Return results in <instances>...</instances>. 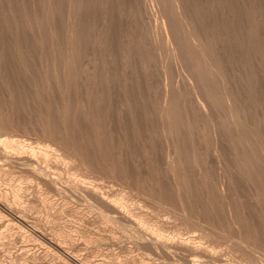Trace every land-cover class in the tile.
Instances as JSON below:
<instances>
[{"label":"rangeland","instance_id":"rangeland-1","mask_svg":"<svg viewBox=\"0 0 264 264\" xmlns=\"http://www.w3.org/2000/svg\"><path fill=\"white\" fill-rule=\"evenodd\" d=\"M1 1V0H0ZM9 1V2H8ZM23 1V2H22ZM28 1H30V0H3V1H1L2 2V4L4 3V5L2 6V4H0V45L2 46L3 45V52H2V54L0 55L1 57H3V58H1V59H3V60H1L2 61V63L0 62V72L2 73V76H1V74H0V77H2V80H1V82H3V83H1L2 85H1V87H4V88H1L2 90L0 91V93L1 92H3V93H1V94H3L5 97H4V99H6V101H8L7 103H12V104H14V106H15V108L17 109V111H19L18 113H23V115L22 116H25L27 119L28 118H33V116L32 115H34V118L33 119H35V115H36V113L37 114H39V112H40V108H42V112L43 113H45L44 111V107H45V109L47 108L46 107V105L45 104H47L48 102H49V104L47 105L49 108L51 107V108H56V106L58 105V107H63V109H62V111L64 110V108H67V104H65V103H63L64 104V106H61L60 104L62 103V102H66L67 100V102H68V107H72L73 105H71V104H73V103H75V100H76V102L78 101L79 102V106H80V109L79 110H83L82 109V107L84 108L85 107V109L83 110V112H81L82 113V115L81 114H79V116H82V118L81 117H79V116H76V115H78V113H80L79 112V110H77L76 111V108L78 109L79 107H78V105H76L77 103H75L74 105L75 106H73V108H74V110L72 109V108H69V110L71 111V110H73V114L74 113H77V114H74L73 116H76L77 118L76 119H78V117H79V119L78 120H80V121H78L77 120V122H78V124H76L75 123V117H68L67 116V118L69 119V120H71V121H69L68 119V123L70 124V126L73 124V123H75L74 125V127L72 126L71 128L73 129V128H75L76 126L77 127H79L81 124L80 123H82V125H83V123H86L84 126H86V127H89L90 126V124H92V125H94V126H92V127H94V129H96V131H90L89 130V128H86L85 127V129L82 127V125L80 126L81 128H82V131L84 130V132L82 133V131H76L77 133L76 134H78V132H79V134H80V136H82L83 137V139H84V141H85V144L86 145H88V146H96V145H98V143H99V147L101 146V149H102V151H103V154L102 155H104L103 157H105L104 159H103V157L101 156V154L98 152V150H100V148L99 147H97V149H96V147H94L93 146V150L95 151V150H97L96 151V154H95V152L94 151H92L91 150V148L89 149V148H87V149H89L88 150V152H90L89 154L92 156V154L91 153H94L93 154V156L94 155H96V156H98V154H97V152L99 153V157L101 158L102 157V159H99L98 157H97V159H98V165L96 164V165H94L95 163H97L96 161L94 162V164H93V166H102V164L104 165V168L105 167H107V166H109V167H107V168H105V171H106V169L109 171V169L110 168H112L113 167V165H114V167L115 168H113L114 170H115V172H114V170L112 169L111 171H113L114 173L112 174V175H110L111 173L110 172H108V171H106L105 172V174H102V173H104V170L103 171H101V170H99V168H102V167H97V171H93V173H85L86 175L84 176L83 175V173H82V175L80 174H77V175H75V174H73V178L74 179H77V181H78V179H79V177H81L80 179H79V181H85V182H87L88 183V181H90L89 183L90 184H96L95 186H98V189L99 190H101V191H103V190H105L104 192H108V191H110V192H113L114 190H119L120 188H122L123 186H124V190H125V188L126 189H128L125 193H128V195L130 194H132L131 196H129V198H128V201H127V205H128V207H129V209H131L132 211H137V212H144V214L145 213H147L146 214V216L147 217H149L150 218V223H152L153 225H155V228H158L159 230H160V228H162L163 230H162V233L164 234V236H162V237H165V239H166V237H167V239H168V237H170L169 239H168V242H169V240L170 239H172V240H170V242L168 243L167 242V240H165L164 238H160V239H163V241L161 240V241H158V239H157V236H156V233H154V232H152V230L151 231H147V229H145L146 227L145 226H142V227H140L139 226V224L136 222V221H128V222H130L131 224L129 225V223L127 222V221H125V222H127V224L124 222V227L122 226H120V227H115L116 225H114L113 226V224L111 225V222H109L108 220H104L103 221V223L101 222V221H99L101 218L99 217V213H101V212H99L100 210H98V209H96V208H93V206L89 203L88 204V202L86 203V202H81V201H72V203L74 204H72L71 202H70V205L72 206H70L69 204L67 205L68 207H66V204L63 206V208H64V212L63 211H61L60 212V208H61V205H62V203L61 202H63V201H65V199H66V197L64 196V194H62L63 192H61V191H57V190H53V189H50V192H49V189H45V188H43V190H44V196L46 197V199H47V201H50V203L49 202H45V204H44V206H43V204H41V203H39V202H37V203H34V215L35 216H37V222L38 223H36V225H38V229L40 228V230H43V229H48V226H52L53 228H57V225L58 224H64L65 226H66V228L69 230V231H72V232H74V231H76V230H78V231H80V233L81 234H83V235H79V242L81 243V247H82V251L84 252V254H86L87 253V251L89 250V249H86L85 247H84V243L85 242H90V243H88L89 245H90V252L93 254L91 257H92V259H94V260H98V261H100V260H104V261H107V263L108 264H264V178L262 179L261 177H259V178H257L254 174V176L253 177H251V179H250V181L251 182H248V184L249 185H246V183H247V181L249 180L248 179V175H247V177L245 176H243L244 174L246 175L247 173H245L244 172V174H243V171L244 170H242V168L240 167L241 165H240V162H237L238 161V159H239V157H236V155H235V151H242V150H244L245 149V147H246V149L247 150H250L251 148V150L252 151H256V149H257V151L258 152H260V153H264L263 151H264V146H263V144H264V132H262V130L264 131V71H262V70H264V61H262V59L264 60V1L263 0H253V1H251V0H249V1H251V3L248 1V0H236V1H234V0H222V1H218V0H213V4L215 5H218L219 4V6H215V8L217 9H215V13H212L211 14V16H210V20H209V22H210V24L212 25L211 27H215L216 28V26L218 27V28H213V29H211V30H214L213 31V38H214V41L216 42V43H214V44H216V46H218V47H220V49H221V45L220 44H222V47H223V49L224 50H222L221 49V51H220V49L219 48H217L216 46H215V49H216V52H215V54L216 55H218V53L220 54V55H218L217 56V59L219 60V58L218 57H220V66H221V64H222V68H223V70H222V72H221V77L223 76V74H224V77H222V80L224 81V79H225V77H227L225 80L226 81H224V84H226L227 83V85L224 87L223 86V84H222V82H221V86L222 87H220V89H222V91H224L225 89H226V87H227V89L224 91V92H222L221 90H218V92H217V101H216V103H215V106L212 108L213 109V111H211L210 113H211V115H213V116H211L210 114V117H209V115L207 114V115H205L204 116V114H206L203 110L202 111H200L201 110V108H202V104H201V102H204V100L202 99V98H205L204 97V95H205V93H204V88H203V85H201L199 82H198V84L196 85V87L195 88H193L192 86H190V81H188L191 77H195V79L198 81H200V79H197V77L198 78H200V75H198L197 76V74L199 73V71L198 70H196V69H192V68H189L190 66L189 65H191V62H196V64H197V62L200 60V56H198V55H195V57H193L194 55H192L191 56V53L189 54L188 52H185V49H183V45H182V42L181 41H178V40H180V39H177V37H176V39H177V42L178 43H180L181 45H178V47H179V53H178V55L179 54H182V55H185V58H184V56H182V55H177V59H172V61H171V57L169 58V60H167L166 61V59H168V58H166L165 56V58H163L162 57V52L163 53H165L166 55H168L166 52H167V49H166V47H165V44L163 45L162 44V42H161V44H160V41H158V39H157V37H156V34H155V30H156V24H154L155 22H154V20L153 19H151L152 17V15L150 14L149 15V13L148 12H146L145 10H146V3L147 2H145V0H130L129 2H128V0H124V1H122V0H117L118 1V3H117V1L116 0H102L101 2H99V0H83V8L81 7L79 10H78V12H77V19H78V21H77V28H75L74 27V31H75V33L74 34H77V35H75L74 37H75V39L73 38V41H75V43L73 42V44H75L76 46H74L73 44H70V45H73V47H75V48H73V47H70L69 46V44L67 45V41H69L68 39H65V37L66 38H68L69 37V35H66L65 36V34H67L68 32H67V26H65V24L67 25V18H66V16H65V14H66V9H64V7H63V5L64 4H62L63 2H61V1H59V2H57L56 3V5H57V7L55 8V9H57V10H54V13H56L55 15H54V19L53 20H55V22L54 21H51V22H53L54 23V25L56 26V25H58V26H54L53 24L51 25V23H49L50 22V20H52L51 18H48V17H45V14H44V12L45 11H43V9H41L42 10V12L39 10L40 9V7H38V8H36V9H34L33 8V6H32V1H30L29 3H27ZM35 1H37V0H35ZM96 1V2H95ZM109 1H110V3L113 5H111L110 3H109ZM134 1H135V3H136V1H137V3L139 4V3H141V4H137V6L134 4ZM179 1H181V0H179ZM187 1V0H186ZM191 1H196V0H188V2H187V4L185 5V0H183L182 2H180V4H182V3H184V5L185 6H187V7H184V5L182 4L181 5V9H180V11H181V13H182V11H186V12H188L187 14H186V12H183V14H185V15H183V17H184V19L185 20H187V21H185L186 23H187V26L190 28L191 27V29H193V30H191V32L193 31V33H195V34H197V35H199V36H197V35H195V34H193V35H195V36H193V37H195V39L197 38L198 40L200 39V37H201V35L203 34V32H201L203 29V26H202V22H203V24H204V17H202L203 15H204V9H202V8H204V6L203 7H201V10L200 11H202V12H199V5L200 6H202V4L204 5L205 4V1L204 0H201L202 2L200 3V0L199 1H197V2H191ZM217 1V2H216ZM232 1H233V3H232ZM238 1V2H237ZM260 1V2H259ZM0 2V3H1ZM93 4H92V3ZM104 2V3H103ZM108 2V3H107ZM115 2V3H114ZM131 2V3H130ZM133 2V3H132ZM198 2H199V5H198ZM204 2V3H203ZM218 2H223V3H221L222 4V7L220 6V3H218ZM244 2H248L249 4H247V3H244ZM262 2V3H261ZM11 3V4H10ZM15 3H16V5H15ZM19 3V4H18ZM26 3V4H25ZM96 3V4H95ZM97 3H99V4H97ZM100 3H101V5H100ZM103 3V4H102ZM107 3V5H105ZM191 3V4H190ZM194 3H196L195 4V6H194ZM227 3V6L225 5V4ZM230 3V4H229ZM234 5V7H233V5ZM238 3L240 4V3H242L243 4V6L242 5H238ZM263 4V5H261V4ZM28 4H29V6H28ZM31 4V5H30ZM188 4H190V7H189V5ZM12 5V6H11ZM102 5H103V8L104 9H106V10H108L107 12H106V10H104L103 8L101 9V7H102ZM135 7H134V6ZM145 5V6H144ZM198 5V6H197ZM228 5H231V6H228ZM245 5V6H244ZM250 5V6H249ZM254 5V6H253ZM259 5V6H258ZM18 8H17V7ZM25 6H27V7H25ZM32 6V7H31ZM88 6H90V7H88ZM95 7V8H92V7ZM104 6H106V7H104ZM107 6H108V8L110 9V8H112V10L110 11L109 9H107ZM192 6H193V8L195 9H193L192 8ZM197 6V7H196ZM230 10V11H228L227 9H226V7ZM249 7V8H247V7ZM11 7V8H10ZM118 7V8H117ZM184 7V8H183ZM220 7H221V9H220ZM224 7V8H223ZM230 7V8H229ZM232 7V8H231ZM252 7V8H251ZM7 8V9H6ZM25 8V9H24ZM59 8H60V12H58L59 11ZM85 8V9H84ZM96 8H97V11H96ZM100 8V9H99ZM136 8H138V10H136ZM192 8V9H191ZM224 10H223V9ZM242 8H243V10L244 9H246V11H242ZM24 9V11H21V10H23ZM28 9V10H27ZM32 9V10H31ZM38 9V11H37V13H39V15L37 14V17H36V14L34 15V12H36V10ZM53 9H54V7H53ZM83 9V10H82ZM90 9V10H89ZM95 9V11H92V12H94V13H91V15L90 14H87V13H90L91 12V10H94ZM117 9V10H116ZM183 9V10H182ZM185 9V10H184ZM237 9H238V11L239 12H237ZM248 9H250V11H252V13L248 10ZM262 9V10H261ZM2 10V11H1ZM5 10V11H4ZM137 12H136V11ZM141 10H142V12H141ZM188 10V11H187ZM189 10H191V11H194V13L192 12V14L191 13H189V12H191V11H189ZM221 11V13H220V11ZM224 12H223V11ZM233 10V11H232ZM235 10V11H234ZM260 10V11H259ZM33 11V12H32ZM57 11V12H56ZM85 11V12H84ZM116 11V12H115ZM219 11V12H218ZM228 11V12H227ZM2 12H5V13H3L2 14ZM9 12V13H8ZM24 12V13H23ZM63 12L65 13V14H63ZM98 12V13H97ZM102 12V13H101ZM106 12V13H105ZM111 12H113V13H111ZM115 12V13H114ZM119 12V13H118ZM131 12V13H130ZM137 13V15H136V13ZM226 12V13H225ZM230 12V13H229ZM234 12V13H233ZM236 12V13H235ZM241 12H242V14H241ZM245 12H247L246 14L249 16V14L250 15H252V16H249V18H250V20H251V17H252V19H253V22H252V20L250 21L249 20V18L247 17V15H244L245 14ZM248 12H249V14H248ZM33 13V14H32ZM40 13H43V14H40ZM59 13V14H58ZM82 13V14H81ZM103 16H101L100 14ZM111 15L112 14V16H110L109 14ZM122 13H125V14H123V15H120V14H122ZM128 15H127V14ZM139 13H140V15H141V17H140V15H139ZM223 13V14H222ZM227 13H228V15L230 16H228L227 15ZM233 13V14H232ZM244 13V14H243ZM262 13V14H261ZM8 14H9V16H8ZM14 14V15H13ZM58 14V15H57ZM99 14V16L101 17V20H100V17L99 16H97V15ZM105 14H106V16H105ZM116 14V15H115ZM120 15V17H119V15ZM134 14V15H133ZM191 14V15H190ZM203 14V15H202ZM218 14V15H217ZM223 15L222 17H221V15ZM226 14V15H225ZM239 14V15H238ZM254 14V15H253ZM261 14V15H260ZM4 15V16H3ZM11 15H13V16H11ZM16 15H17V17H16ZM19 15V16H18ZM21 15V16H20ZM24 15V16H23ZM31 17H30V16ZM44 15V17H42ZM57 15V16H56ZM62 15V16H61ZM79 15V16H78ZM90 15V16H89ZM108 15H109V17L111 18V17H113V18H111V20H113V22L110 20V18L108 17ZM118 15V16H117ZM133 15V16H132ZM143 15V16H142ZM194 15H197L195 18L197 19V21H195L196 19L193 17ZM215 15L216 16H218V20H217V18L215 17ZM231 15L233 16H239L238 18L240 19V17H241V19H240V22L238 21L239 19H237V16L236 17H234V19H233V17H231ZM260 15V16H259ZM6 16V17H5ZM33 16V17H32ZM38 16L41 18V20H40V22H37V19H34L35 17L36 18H38ZM59 16V17H58ZM65 16V17H64ZM83 16V17H82ZM87 16V17H86ZM93 16V17H92ZM122 16H124L125 17V19H124V17H122ZM129 16V17H128ZM131 16V17H130ZM140 18H139V17ZM149 16V17H148ZM192 16V19L190 18ZM214 16V17H213ZM226 18H229V20L228 19H226ZM244 16V17H243ZM258 16V17H257ZM3 17H5V18H3ZM26 17V18H25ZM28 17V18H27ZM60 20H58L57 18ZM64 17V18H63ZM95 17H97V18H95ZM133 17H135V18H133ZM16 18H17V20H16ZM39 18V19H40ZM43 18H45V21L46 22H43L42 23V25H41V21H43L44 19ZM48 18V19H47ZM63 18V20H64V22L62 23V21H61V19ZM91 18H93V20H90ZM105 18H107L106 19V23L105 22H103L104 21V19ZM114 18H115V20H114ZM126 18H129L128 20L126 19ZM137 18V19H136ZM140 20H139V19ZM192 20H190V19ZM198 18L200 19V20H198ZM220 18V19H219ZM221 18H222V20H221ZM243 18V19H242ZM245 18H246V20H245ZM4 19H6V21L4 20ZM28 19V20H27ZM38 19V20H39ZM124 19V20H123ZM135 19V20H134ZM195 19V20H194ZM230 19H232V21L230 22ZM236 19V20H235ZM49 22H48V21ZM56 20L59 22H56ZM90 20V21H89ZM94 20L96 21V22H94ZM119 20H120V22H119ZM126 20V21H125ZM132 20H134V22L132 21V24H128V23H130ZM138 20H139V22L141 23H139L138 22ZM194 20V21H193ZM226 20H228V22H230V23H232L233 21V25L232 24H230V23H224V21L226 22ZM248 20V21H247ZM257 20H258V22H257ZM260 20V21H259ZM15 21V22H14ZM34 21V22H33ZM86 21V22H85ZM91 21H93V24H92V22ZM117 21V22H116ZM125 21V22H124ZM144 21V22H143ZM151 21V22H150ZM199 21H201V22H199ZM217 22L216 24H215V22ZM221 21V22H223L224 23V27L226 28H224V27H222V24L223 23H219V22ZM238 23H237V22ZM242 21V22H241ZM246 21L248 22V23H246ZM17 22V23H16ZM27 22H28V24H27ZM103 22V25L101 24ZM112 22V23H111ZM115 22V23H114ZM128 22V23H127ZM135 22H137V23H135ZM145 22H147V23H145ZM150 22V23H149ZM192 22H193V24H194V26H193V24H192ZM212 22H214V23H212ZM14 23H16L17 24V26L18 27H15V28H17V29H19V30H13L12 28H14V26H16ZM24 23V24H23ZM38 25V27L36 26V24ZM46 23H48L47 24V27H46ZM58 23V24H57ZM112 25H111V24ZM121 25H120V24ZM124 23V24H123ZM134 23V24H133ZM138 23H139V26H136L135 24H137L138 25ZM189 23H191V24H189ZM220 25H219V24ZM32 24H33V26H32ZM63 24H64V26H63ZM91 24V25H90ZM97 24V25H96ZM106 24H108L110 27V30L107 28V26H106ZM126 24V26H128L127 27V29H125L126 28V26L124 27V25ZM128 24V25H127ZM143 24V25H142ZM146 24V25H145ZM152 24V25H151ZM155 25V27H154V25ZM197 24V26H195ZM227 24H229V26H233L232 28L231 27H229ZM236 24V25H235ZM246 24V25H245ZM250 24V25H249ZM254 24V25H253ZM259 24V25H258ZM39 25L41 26V28H39ZM50 25H51V27L53 28V31L54 32H51L52 31V28L51 29H49L50 28ZM75 25V26H76ZM94 27H93V26ZM115 25H117L116 27H114ZM122 26V27H124L123 29H121L122 27H120V26ZM131 25V26H130ZM190 25V26H189ZM194 27H192V26ZM220 27H219V26ZM6 26V27H5ZM34 26H36L35 28H34ZM45 26V27H44ZM83 26V27H82ZM87 26H89V27H87ZM91 26V27H90ZM103 27V26H105V27H103V28H101L100 29V27ZM134 26V27H133ZM142 26H144L143 28H142ZM149 26V27H148ZM199 26V27H198ZM200 26H202V27H200ZM235 26H236V29L238 30H236L235 29ZM239 27V29H241V30H239L238 29V27ZM251 28H250V27ZM257 26V27H256ZM7 27H9V28H7ZM11 27V28H10ZM80 27V28H79ZM112 27V28H111ZM131 27L133 28V29H131ZM137 27H139V28H137ZM197 28V30H199V28H200V30L198 31V33L196 32V28ZM247 29H246V28ZM252 27H253V29H252ZM4 28H6V29H9V30H5ZM14 28V29H15ZM31 30H30V29ZM38 28L40 29V30H38ZM56 28V29H55ZM89 28V29H88ZM118 28V29H117ZM136 28V29H135ZM148 30H147V29ZM220 28H224L225 30H222V29H220ZM229 28H231L230 30H232L233 31V34L234 35H232V31H230V30H228ZM262 28V29H261ZM22 29V30H21ZM48 31L47 33H46V30ZM55 29V30H54ZM80 29V30H79ZM84 29V30H83ZM104 29H106V30H104ZM108 29V30H107ZM114 29H116L115 31H114ZM130 29V31H134V32H128V31H126V30H129ZM139 29H140V32H139ZM143 29H144V32H145V35H140V34H144V32H143ZM246 29V30H245ZM4 30V31H3ZM13 30V32L15 33H10V35L8 36V34H9V32H11ZM61 30V31H60ZM98 30H100L99 32H98ZM104 30V31H103ZM113 30V31H112ZM118 30V31H117ZM119 30H123V31H119ZM142 30V31H141ZM152 30H154V32H152ZM190 30V29H189ZM222 30V31H221ZM229 32H228V31ZM236 30V31H235ZM254 30H256V31H254ZM258 30V31H257ZM7 31V33L8 34H5V32ZM9 31V32H8ZM19 31H20V33H19ZM65 31V32H64ZM79 31V32H78ZM82 31V32H81ZM84 31V32H83ZM88 31V32H87ZM105 31H108V32H105ZM112 32L111 33V35L109 34L110 32ZM127 33H126V32ZM137 31V32H136ZM150 31V32H149ZM223 32V33H221V32ZM240 31L241 32H244L243 33V38L241 37L242 35H241V33H240ZM250 31H251V33H252V35H251V33H250ZM50 32V33H49ZM57 33V34H55L54 35V33ZM67 32V33H66ZM78 32V33H77ZM101 32H102V34H101ZM104 32V33H103ZM113 32H115V33H113ZM139 32V35L138 36H136V34ZM246 32H249V33H247V34H250V35H247V34H245ZM259 32H261V34L259 33ZM25 34V35H23V34ZM34 33V34H33ZM44 33V34H43ZM63 33V34H62ZM81 33V34H80ZM86 33V34H85ZM89 33H92V34H89ZM95 35H94V34ZM97 33V34H96ZM106 33V34H105ZM122 33V34H121ZM126 33V34H125ZM135 33V34H134ZM149 33H153V34H151L152 36H151V38L152 39H149V37H150V34ZM218 33H221V35H219ZM225 33V34H224ZM228 35H227V34ZM237 33V34H236ZM255 33V34H254ZM2 34V35H1ZM21 34V35H20ZM48 34V35H47ZM51 34H53L52 35V37H53V39H52V37L50 36ZM112 34H114V35H112ZM126 35V36H122V35ZM154 34H155V37H154ZM191 34V33H190ZM201 34V35H200ZM224 34V35H223ZM256 36H254V35ZM16 35V36H15ZM29 35V36H28ZM84 35V36H83ZM85 35H86V37H85ZM94 36V37H91L90 38V36ZM98 35H101V36H98ZM108 36L107 38L108 39H106V36ZM118 35H121L122 37H123V39L120 37V36H118ZM128 35V36H127ZM133 35H135L136 37H140V39L138 40V39H136V37L135 36H133ZM157 35H159V33L157 34ZM215 35H217V36H215ZM222 35H223V37H222ZM247 35V36H246ZM11 36V37H10ZM17 37L18 39L16 40V38L15 37ZM48 36H49V38H48ZM56 36V37H55ZM68 36V37H67ZM102 36L105 38V40H107V42L105 41V40H103L104 38H102ZM111 36V37H110ZM117 38H116V37ZM132 38H131V37ZM145 36V37H144ZM147 36V37H146ZM221 36V37H220ZM227 36H229L230 38L232 37V36H234V38L232 37L231 39H227V38H229V37H227ZM239 36V37H238ZM250 37V38H245L244 39V37ZM254 36V37H253ZM259 36V37H258ZM1 37H2V39H1ZM21 37V38H20ZM25 37V38H24ZM55 37V38H54ZM125 37V38H124ZM142 37L144 38L143 40H141L142 39ZM219 37V38H218ZM237 37V38H236ZM261 37V38H260ZM41 38V39H40ZM92 38H94L93 40L95 41H92L91 39ZM102 38V39H101ZM109 38H111L110 39V41H112V39L114 40V41H112L111 43L109 42ZM115 38V39H114ZM241 38V39H240ZM3 39H11V40H13L14 42L12 43V41H10L9 40V44H8V40H3ZM23 40V43H19V42H22V40ZM40 39V40H39ZM57 39L59 40V41H57ZM79 39V40H78ZM87 39V40H86ZM96 39H98L97 40V42H96ZM117 39V40H116ZM119 39V40H118ZM125 39V40H124ZM135 39V40H134ZM149 39V40H148ZM196 39V40H197ZM218 39H221V41H219ZM246 39H248V41H245ZM262 39V40H261ZM48 40V41H47ZM52 40V41H51ZM86 40V41H85ZM116 40V41H115ZM129 40H133V41H129ZM137 40V41H136ZM151 40H152V43L154 44V45H152L151 44ZM224 40V41H223ZM227 40V41H226ZM232 40V41H231ZM234 40H237V41H234ZM238 40H239V42H240V44L239 43H237L238 42ZM243 40V41H242ZM250 40H252V42L250 41ZM24 41L26 42L25 44H27V45H24ZM79 41V42H78ZM82 41V42H81ZM85 41V42H84ZM91 41V42H90ZM101 42L102 43V45L101 44H99V42ZM105 41V42H104ZM117 41H119L118 43H116L115 44V42H117ZM143 43H141V42ZM144 41V42H143ZM155 41V42H154ZM157 41H158V44H159V46L157 45ZM223 41V42H222ZM228 41L229 42H231V43H228ZM259 41V42H258ZM48 42V43H47ZM56 42V43H55ZM67 42V43H66ZM77 42V43H76ZM122 42H123V44H122ZM132 42V43H131ZM140 42V43H139ZM150 42V43H149ZM222 42V43H221ZM236 42V44H234ZM244 42H246V44L248 45V47H249V49L247 48V45H245V43ZM248 42H249V44H252V47H251V45H249L248 44ZM19 44V45H24V46H27V47H29V48H27L26 47V49H28V50H26L25 48H23L24 49V51H28L27 52V54H23L24 52L23 51H19L17 48H16V46H15V44ZM36 43H37V45H36ZM47 43V44H46ZM50 43V44H49ZM58 43H60V44H58ZM69 43H72V42H69ZM80 43V44H79ZM93 43V44H92ZM109 45H108V44ZM127 43V44H126ZM129 43V44H128ZM136 43H138L137 45H136ZM146 43V44H145ZM224 43V44H223ZM228 43V44H227ZM257 43V45H258V47H257V45L256 46H254V44H256ZM51 44H53V46H54V48H55V50L53 51V52H51L53 49L51 48V47H53V46H51ZM66 44V45H65ZM103 44H105V47H102V46H104ZM106 44L109 46V47H107L106 46ZM118 44H120L121 46H120V48H118L119 47V45ZM133 44V45H132ZM218 44V45H217ZM234 45V46H232V45ZM261 44V45H260ZM38 45H41V47L39 46L38 47ZM79 46V48H78V46ZM82 45V46H81ZM91 45H92V48H91ZM93 45H95L94 47L95 48H97V49H95L94 47H93ZM96 45H101L100 47H98V46H96ZM112 47H111V46ZM147 45V46H146ZM164 46V48H163V46ZM231 45V46H230ZM237 45H239V46H242V48L243 49H245V47L247 48V49H245V50H243L241 47L239 48V46H237ZM245 47H244V46ZM7 46V47H6ZM13 46V47H12ZM14 46H15V48H14ZM59 46V47H58ZM63 46V47H62ZM86 46V47H85ZM117 46V47H116ZM125 46V47H124ZM131 46V48H129V47ZM135 46H136V48H135ZM182 48H181V47ZM226 46H228V47H226ZM12 47V50L10 49V48ZM31 47V48H30ZM34 47H36L38 50L36 51V48H34ZM62 47V48H61ZM66 47H69L70 48V51H72V48L73 49H76V50H74V51H72V52H74V55H77V54H79V56H81L82 55V57L84 58H81L80 59V61L82 60V61H84L85 60V58H87L88 60H92L93 61V63L95 62V59L97 60L98 58L97 57H101L100 59H98L97 60V62H95L94 64L96 65H93V64H91V66H90V63L89 64H87L86 63V61L87 62H90V61H88V60H85V62L83 63L82 61H81V63H82V65L81 64H77V65H75V64H73L72 62L73 61H71V64L69 65V66H71L72 65V67H76V66H79V68L82 66L83 68H84V70H83V68H81L82 69V76H81V78H80V76H78L77 77V79H76V77L75 76H77V75H79L80 74V72H78V71H75V72H78V73H76V75L74 76L73 75V73L71 74V71H73L72 69V67H69L70 69L69 70H71L70 71V73H68L67 72V76L65 77V73H66V71H65V69H68L67 67H68V65H67V67L65 66V69H62V68H64V67H61V66H64V65H60V62H58V60L59 61H61L60 60V57H61V59H62V57L63 58H65V57H67L66 55H68V54H66L65 55V53L67 52V53H69L68 52V50H66L67 48ZM88 47V48H87ZM133 47V48H132ZM156 47H161V50H158L159 48H156ZM232 48L231 50L229 49V48ZM237 47V48H236ZM39 48H40V50H39ZM60 48V49H59ZM64 48V49H63ZM66 48V49H65ZM81 48V49H80ZM103 48H104V51H103ZM122 48H124V49H122ZM138 48V49H137ZM145 48V49H144ZM162 48L164 49V51H162ZM180 48H181V51H180ZM225 48H228V49H225ZM240 49V50H237V49ZM254 48V49H253ZM2 49V48H1ZM14 49V50H13ZM19 49H21L22 50V48H19ZM61 49H63V50H61ZM80 49V50H79ZM83 49H84V53H82L83 52ZM90 49V50H89ZM92 49V50H91ZM100 49V50H99ZM106 49V50H105ZM108 49V50H107ZM147 49V50H146ZM155 49V50H154ZM156 49H157V52H156ZM50 50V51H49ZM82 50V51H81ZM86 50V51H85ZM97 50V51H96ZM98 50H99V52H98ZM102 50V51H101ZM129 50V51H128ZM140 50V51H139ZM165 50H166V52H165ZM184 50V51H183ZM217 50L219 51L218 53H217ZM255 50V51H254ZM15 51V52H14ZM40 51H42V52H40ZM60 51H62V52H60ZM66 51V52H65ZM80 51V52H79ZM88 51H90V52H88ZM93 51V52H92ZM107 51V52H106ZM131 51V52H130ZM184 52V54H183V52ZM227 51V52H226ZM240 51V52H239ZM248 51V52H247ZM12 52V53H11ZM71 52V53H72ZM79 52V53H78ZM92 52V53H91ZM106 54V55H104V53ZM127 52H130V53H127ZM145 52V54L143 55L142 53H144ZM230 52V53H229ZM237 52V53H236ZM19 53H22L21 54V57L19 56L20 54ZM26 53V52H25ZM42 53V54H41ZM54 53V54H53ZM76 53V54H75ZM95 53V54H94ZM98 53V54H97ZM103 53V54H102ZM227 53H229V54H233V55H229V54H227ZM236 53V54H235ZM245 53V54H244ZM257 53V54H256ZM15 54H16V56H19V57H15ZM29 54V55H28ZM52 54V55H51ZM70 54V53H69ZM87 54H88V56H87ZM100 54V55H99ZM102 54V55H101ZM117 54H118V56H117ZM119 54H120V56H119ZM131 54V55H130ZM159 54V55H158ZM161 54V55H160ZM165 54H163V55H165ZM243 54H244V57H241V56H243ZM3 55V56H2ZM24 55V56H23ZM45 55H46V57H45ZM64 55H65V57H64ZM74 55H73V57H72V55H68V56H71L72 58H73V60H74ZM90 55H91V57H90ZM93 55H95V56H93ZM98 55V56H97ZM105 57H104V56ZM122 55H124L123 57H122ZM142 55V56H141ZM157 55V56H156ZM188 55V56H187ZM226 55L227 56H229V57H226ZM239 55V56H238ZM263 55V56H262ZM28 58H27V57ZM43 58H42V57ZM97 56V57H96ZM135 56V57H134ZM138 56V57H137ZM154 56V57H153ZM225 56V59H223V57ZM260 56V57H259ZM40 58V62H41V60H46L45 62H41L42 64H39V63H37L38 62V60H39V58ZM52 57H54L52 60H57V63H59V66L58 65H56L57 63L55 62V61H52L51 60V58ZM56 57V58H55ZM70 57V58H71ZM76 57H78V56H75V59H77ZM120 57H121V59H120ZM141 57V58H140ZM159 57V58H158ZM169 57V56H168ZM179 57H181V59H179ZM188 57V58H187ZM196 58L195 60L194 59H192V58ZM197 57H199V59L197 58ZM246 57V58H245ZM249 57V58H248ZM255 57H257V58H255ZM21 58V59H20ZM46 58V59H45ZM91 58V59H90ZM93 58H95V59H93ZM104 58V59H103ZM110 58V59H109ZM129 58V59H128ZM130 58H131V60L132 61H130ZM139 58V59H138ZM146 58H147V60H146ZM152 59V60H150V59ZM161 58V59H160ZM183 58V59H182ZM187 58V59H186ZM190 58V60H188ZM226 58H228V59H226ZM243 58V59H242ZM244 58H245V60H244ZM248 58V59H247ZM24 59V60H23ZM65 59H67V58H65ZM69 59V58H68ZM106 60V61H103V60ZM114 59V60H113ZM136 59V60H135ZM157 59H159L158 61H157ZM179 59V60H178ZM185 59L189 62H186L185 61ZM224 60L223 62H221V60ZM229 59H231V60H229ZM255 59V60H254ZM30 60V61H29ZM55 62L53 65H54V67H57L58 69H55V68H52L50 65H52L51 64V62ZM71 60V59H70ZM78 60H79V58H78ZM77 60V61H78ZM123 60V61H122ZM127 60H129V61H127ZM141 62H140V61ZM146 62H145V61ZM164 60V61H163ZM177 60V62L179 61L180 62V60H181V63H179L178 62V64H177V62H175ZM182 60H184L183 62H182ZM242 60V61H241ZM250 60V61H249ZM49 61V63H46V62H48ZM62 61H64L63 59H62ZM76 60H75V62H77ZM92 61H91V63H92ZM101 61H103V63L101 62ZM114 61V62H113ZM120 61V62H119ZM143 61V62H142ZM150 63H149V62ZM155 61V62H154ZM170 61V62H169ZM239 61H241V62H239ZM244 61H245V63H244ZM248 61V62H247ZM254 61V62H253ZM27 62V63H26ZM79 62V61H78ZM101 62V63H100ZM109 64H108V63ZM117 62H119V63H117ZM125 62V63H124ZM163 62V63H162ZM184 62H185V64H184ZM255 62H257V63H255ZM43 63H44V65H43ZM62 64H64V62H61ZM80 63V62H79ZM101 65H100V64ZM105 63V64H104ZM138 63V64H137ZM144 63V64H143ZM158 63V64H157ZM184 64V66H183V64ZM224 63V64H223ZM233 63V64H232ZM235 63H237V64H235ZM251 63V64H250ZM2 64V65H1ZM17 64H18V66H17ZM23 64V65H22ZM48 64V65H47ZM84 64V65H83ZM114 64V65H113ZM118 64V65H117ZM123 64V65H122ZM136 64V65H135ZM142 64V65H141ZM152 64V65H151ZM164 64V65H163ZM180 64V65H179ZM181 64H182V66H181ZM193 65H191V67H193V66H195V64L194 63H192ZM228 64H230V65H228ZM250 64V65H249ZM259 64V65H258ZM40 65H43L42 67L40 66ZM56 65V66H55ZM100 65V66H99ZM103 65L105 66L104 68H103ZM107 65V66H106ZM109 65V66H108ZM115 65H117V66H115ZM121 65V66H120ZM126 65V66H125ZM148 65V66H147ZM151 65V66H150ZM232 65V66H231ZM241 65V66H240ZM33 66V67H32ZM45 66H47V67H45ZM86 67V69L88 70H86L85 69V67ZM89 66V67H88ZM93 66H95L94 68H93ZM101 66H102V69H100L101 68ZM112 66H113V68H112ZM120 66V67H119ZM139 66V67H138ZM142 66H144V67H142ZM145 66H146V68L147 69H149V70H147L146 68H145ZM158 66H159V68H158ZM170 66V67H169ZM175 66V67H174ZM233 66H234V68H233ZM250 66V67H249ZM51 67V68H50ZM90 67H91V69H90ZM96 67H98V68H96ZM108 67V68H107ZM124 67V71H123V68ZM131 67V68H130ZM141 67V68H140ZM162 67V68H161ZM181 67H183V68H181ZM185 67V68H184ZM239 67V68H238ZM249 67V68H248ZM77 69H78V67H76ZM107 68V69H106ZM116 70H115V69ZM119 68V69H118ZM194 68H196V66L194 67ZM225 68V69H224ZM233 68V69H232ZM252 68V69H251ZM15 69H16V71H15ZM39 69V70H38ZM51 69V70H50ZM76 69V70H77ZM92 70V69H94V72H96L97 71V73L98 72H102V71H104L105 70V72H112L111 74H113V73H116V74H120L121 72H122V74H126L127 76L128 75H130V78H131V76H134L135 77V79H133V82L132 81H130V80H125L126 82H124L123 80L122 81H113V82H110L111 84H114V88L113 87H111V91L113 92L114 91V89H116L117 90V87H118V85H119V87H120V84L119 83H121L122 85L121 86H123V84L125 83L126 85L125 86H123V87H126V86H128L127 87V89L129 90V92L128 91H126L125 89H123V90H121V91H119V90H117L119 93L120 92H124V90L126 91V92H128V94L129 93H131V95H135V94H132V92L133 93H136V91L138 92V94L140 95H135L136 97H133V98H131L130 96L131 95H128L127 93V95L128 96H126V95H121L122 97L123 96H125V98L127 97V98H129L130 100L128 101L127 100V98H126V100H127V102H126V100L124 101V99L123 98H120V100L121 99H123V100H121V101H119V98H117L116 99V97H118V96H115V92L112 94V93H110L111 91H107V89H106V87H105V89H104V91H103V88H101V86H98L97 88L95 87V86H93L94 88H96V89H93L92 91V93H93V95L95 96V97H93V95H90V93H89V96H88V92H90L89 90V88H90V70ZM98 69V70H97ZM109 69V70H108ZM111 69V70H110ZM141 71H140V70ZM182 69H185V70H183L182 71ZM25 70V71H24ZM37 70V71H36ZM59 70H60V73H58L59 72ZM74 70H75V68H74ZM115 70V71H114ZM146 70V71H145ZM160 70V71H159ZM163 70V71H162ZM172 70V71H171ZM192 72H191V71ZM193 70H195L194 72H193ZM228 70H230V71H228ZM236 70V71H235ZM239 70V71H238ZM241 70V71H240ZM244 70H246V71H244ZM253 72H252V71ZM54 71H56V72H54ZM58 71V72H57ZM93 71V70H92ZM188 71V72H187ZM232 71V72H231ZM4 72V73H3ZM24 72V73H23ZM45 74H44V73ZM63 72V73H62ZM65 72V73H64ZM164 72V73H163ZM168 72V73H167ZM197 72V73H196ZM224 72V73H223ZM228 72V73H227ZM247 72V73H246ZM32 73V74H31ZM55 73H58V75H59V78H58V76L55 74ZM128 73V74H127ZM166 73V74H165ZM179 73V74H178ZM188 73V74H187ZM190 73H192V74H190ZM194 73H196V74H194ZM50 74V75H49ZM57 76H55V75ZM68 74H70V75H73L72 77H75V82H78V83H74V80L73 81H71V76H70V78L68 77ZM190 74V75H189ZM226 74V75H225ZM39 75V76H38ZM49 75V76H48ZM143 75H145V76H143ZM234 75V76H233ZM23 76V77H22ZM37 76V77H36ZM41 76H43V77H41ZM64 76V77H63ZM88 76V77H87ZM138 76V77H137ZM143 76V77H142ZM187 76H188V78H187ZM239 76V77H238ZM244 76V77H243ZM18 77V78H17ZM32 77V78H31ZM232 77V78H231ZM239 79H238V78ZM241 77V78H240ZM247 77H249V78H247V79H249V80H246V78ZM4 78V79H3ZM6 78V79H5ZM27 80H26V79ZM57 78L59 79V80H62V82L60 83V81L59 80H57ZM70 79V81H68V82H73L72 84L71 83H66V80H69ZM83 78V79H82ZM128 79H130L129 77H127ZM142 78V79H141ZM230 78H231V80L232 81H230ZM243 78H244V80H243ZM252 78V79H251ZM23 79V80H22ZM41 79V80H40ZM45 79V80H44ZM51 79V80H50ZM65 79V80H64ZM139 79V80H138ZM188 79V80H187ZM237 79V80H236ZM241 79V80H240ZM47 80V81H46ZM63 80L65 81L64 82V86H68V84H71V86H72V90L73 89H75L76 90V86H77V88L79 87V92H80V94L79 93H77L78 91L76 90H73V91H75V93L76 94H79V95H81V96H79V95H77L76 96V94L74 93V92H72V90H71V86L69 87V89H70V92L68 91L69 89L68 88H66V87H64L63 85H62V88H63V90H66L64 93H66L67 91L69 92H67L66 93V95H64V93L62 92L63 90H62V88H61V85L60 84H62L63 83ZM86 80V81H85ZM135 80V81H134ZM239 80V81H238ZM251 80V81H250ZM8 81V82H7ZM30 81V82H29ZM40 81V82H39ZM59 81V82H58ZM81 81V82H80ZM130 81V82H129ZM234 81V82H233ZM240 81H241V83H240ZM245 81H246V83H245ZM253 81H255V83L253 82ZM46 82V83H45ZM48 82V83H47ZM88 82V83H87ZM118 82V83H117ZM122 82H124V83H122ZM132 82V83H131ZM36 83H38L39 84V86H38V84H36ZM109 83V85H111ZM116 83V84H115ZM173 83V84H172ZM249 85H248V84ZM42 84V85H41ZM47 84V85H46ZM56 84H59V86H60V88H61V92H58L59 90H58V85H56ZM75 84V87H73V85ZM83 84V85H82ZM84 84H86V85H84ZM130 84V85H129ZM143 84H145V85H143ZM165 84H166V86H165ZM169 84V85H168ZM176 84V85H175ZM201 86H200V85ZM228 84H229V86H228ZM234 84V85H233ZM235 84H237V86L235 87ZM253 84V85H252ZM256 84V85H255ZM31 85V86H30ZM88 85V86H87ZM108 85V86H109ZM138 85V86H137ZM199 85V86H198ZM240 85V86H239ZM250 86V89H248L249 87L248 86ZM25 86V87H24ZM50 86V87H49ZM81 86V87H80ZM112 86V85H111ZM133 86V87H132ZM140 86V87H139ZM173 86V87H172ZM180 86H181V88H180ZM201 87L198 91L196 90V89H198V87ZM242 86V87H241ZM33 87V88H32ZM37 87V88H36ZM41 87V88H40ZM88 87V89L86 90V88ZM122 87V88H123ZM146 87V88H145ZM172 87V88H171ZM228 87L230 88H232L231 90L230 89H228ZM237 87H239V88H237ZM244 87V89H242ZM49 88V89H48ZM57 89V92L55 93V94H53V95H56L57 97H56V99H58V101L57 100H55V97H53V95H52V93H53V91L54 90H56ZM64 88H66V89H64ZM81 88H83V89H85L84 91H83V89H81ZM102 89V90H99V89ZM108 88V87H107ZM121 88V89H122ZM130 88H131V90H130ZM132 88L134 89V90H132ZM139 88V89H138ZM148 88V89H147ZM164 88H165V90L168 92H166L165 90H164ZM168 88H171V89H168ZM192 88V89H191ZM225 88V89H224ZM235 88H237V89H235ZM254 88H256L255 90H254ZM38 89V90H37ZM81 89V90H80ZM99 91H98V90ZM113 89V90H112ZM119 89V88H118ZM151 89V90H150ZM202 89V90H201ZM37 90V91H36ZM48 90H49V92H48ZM50 90H52V92L50 91ZM106 90V91H105ZM108 90H110V86H109V88H108ZM115 90V91H116ZM139 90V91H138ZM148 90V91H147ZM171 90V91H170ZM176 90V91H175ZM196 90V91H195ZM201 90V91H200ZM243 90V91H242ZM244 90H246V91H244ZM248 90L250 91L249 93L250 94H248ZM81 91H83L82 93H81ZM87 91V92H86ZM98 91V92H97ZM101 91H103V92H105L106 93V95L103 93L102 94V92ZM131 91V92H130ZM163 91V92H162ZM171 92V94H170V92ZM173 91V92H172ZM175 91V92H174ZM220 91L222 92V93H220ZM226 91H227V93L229 94V95H227L226 94ZM230 91V92H229ZM236 91V92H235ZM38 92V93H37ZM45 92V93H44ZM47 92L49 93V94H51V96L50 97H47V95L49 96V94H47ZM55 92V91H54ZM72 92V93H71ZM99 92H100V96H102V97H105L106 98V100H104V101H102L101 100V98H100V96L98 95L99 94ZM109 92V93H108ZM118 92H116V93H118ZM140 92V93H139ZM143 92V94H141ZM149 92V93H148ZM162 92V93H161ZM166 94H165V93ZM234 92V93H233ZM237 92H241L240 94L239 93H237ZM27 93V94H26ZM57 93H61V95H62V93H63V96L60 98V94L59 95H57ZM74 93V94H73ZM85 93H86V95H85ZM95 93H97V94H95ZM107 93L110 95V96H112V95H114V96H112V97H110V99H108L107 97L109 96H107ZM151 93V94H150ZM220 94V97H219V94ZM230 93H231V97H233V95H232V93L235 95L234 97H235V99H236V101H237V103H236V107L238 106H241V107H243V108H236V111H238V114L239 115H242V116H240L241 118H240V120L239 121H236L235 123H237V124H233L234 122L232 121V120H230V119H228V116H230V114H231V109L233 110V108H229L227 105H226V103H225V101L223 100V99H227V98H225V95H226V97H230ZM28 94H30V95H28ZM36 94V95H35ZM41 94V95H40ZM67 94H69V95H72L73 94V98H74V96L75 97H77L76 99L74 98H72V96H71V100L69 101V95H67ZM102 94V95H101ZM163 94H164V96L166 97L167 95H168V97L169 98H171V99H169V100H171V103H172V105H173V103H174V105H173V107L174 108H176L175 109V112H174V114H173V117H174V119H176V120H173V118H171V121H175L174 123L175 124H173V122H171L170 121V123H171V125H175L174 127H176V124L178 123V125H177V127H185V125H187L188 126V128L191 126L192 127V125H193V127L192 128H190L189 129V131L191 132V135H190V133H189V131H188V129H187V131H188V133H187V131H186V133L184 132V133H182V134H185V135H182L183 137H181L182 139H183V141L181 142L178 138L181 136H179L178 134H179V128H177V130H175V128H173L172 129V131L174 130V131H177L176 133H177V135H178V137H177V135H176V133H173L172 132V135L174 136V134H175V136H174V142H175V145L176 144H178V145H176L177 147H176V149H177V151H179V149L181 150L180 152H178V153H180L181 155H180V159L178 160H176V161H180V162H176L175 163V165L173 164V166H175V167H177V168H175L174 167V169L175 170H173L172 168H173V166H171L172 168H170V167H168V169H167V165H166V151H167V148H169V145L167 144L168 142L164 139L165 138V134H162L163 133V131L161 130L162 128L160 127V126H162V120L161 119H159V112L158 113H153V114H151V118L149 119V118H145V116L144 115H142V112L141 111H139V107H141L140 105H138V104H145V103H147L148 101H147V97L149 98V99H151L150 101H152V102H150L149 103V105L150 106H153V105H157V103H159L157 106L155 105L154 106V108H156V107H160V105L162 104V100H163ZM174 94V95H173ZM180 94V95H179ZM225 94V95H224ZM246 95V96H244V95ZM10 95V96H9ZM34 95V96H33ZM45 95V96H44ZM85 97H84V96ZM104 95V96H103ZM116 95H119V94H116ZM119 95V96H120ZM146 95V96H145ZM148 95V96H147ZM150 95H151V97H150ZM170 95H171V97H170ZM202 95V96H201ZM221 95H223L224 96V98H222L223 96H221ZM239 95V96H238ZM250 95V96H249ZM9 96V97H8ZM26 96V97H25ZM64 96H65V99H66V101H65V99H63L64 98ZM67 96V97H66ZM78 96H79V99H78ZM90 96H92L91 98H96L97 100H101V102H104V103H102V104H104L103 105V107L102 106H100V103L101 102H98L96 99L94 100V101H96L97 102V104L99 103V105H98V107L95 105L96 104V102H94V104L92 103L93 102V100L90 98ZM97 96V97H96ZM141 96H142V98H141ZM12 97H13V99H12ZM41 97V98H40ZM43 97V98H42ZM99 97V98H98ZM140 97V98H139ZM252 97V98H251ZM254 97V98H253ZM32 100H31V99ZM34 98V99H33ZM48 98L50 99V100H48ZM68 98V99H67ZM136 100H135V99ZM241 98V99H240ZM248 98V99H247ZM54 99V100H53ZM87 99V100H86ZM90 99H91V103L93 104V106H95L94 108H98V109H101L100 111L98 110V109H95L94 111H92V112H95L96 114H97V116L96 115H94V113H91V114H89V115H92L93 114V116H96V117H98V113H100L99 114V116L101 115V113L103 112V110L105 111V107L107 106V108L108 109H106V110H113L114 109V114L112 115V116H114V119L112 120V118L113 117H111V115H109V117L106 115V114H103V116L105 115L106 117L105 118H109V122H110V119L112 120V123H113V125H112V123H108V118L106 119V120H104L105 118H103V116L100 118V117H98V118H100V119H102L103 121H106V122H104L105 124H103L102 123V125H100L99 123H100V121L102 122V120H100L99 122H98V120L96 121V120H94V118L92 119V118H89V115H85L86 113H90ZM141 99V100H140ZM148 99V100H149ZM161 99V100H160ZM178 99V100H177ZM196 99H198L199 101H197ZM239 101H238V100ZM254 99V100H253ZM26 100V101H25ZM37 100V101H36ZM62 100H64V101H62ZM86 100V102H84ZM111 100V101H110ZM114 100H116V101H114ZM131 100H135L134 102L133 101H131ZM143 100H145V101H143ZM181 100V101H180ZM201 100V101H200ZM12 101V102H11ZM33 101V102H32ZM35 101H36V104H35ZM42 101V102H41ZM47 101V102H46ZM53 101V102H52ZM57 101V102H56ZM73 101V102H72ZM83 101V102H82ZM133 103V105H137V106H133V105H131L132 103ZM158 101V102H157ZM183 101H185V102H187V103H183ZM220 101H221V103H220ZM55 102V103H54ZM66 102V103H67ZM71 102V103H70ZM124 102V103H123ZM125 102L126 103H131L130 105H125ZM155 104H154V103ZM193 102V103H192ZM197 102H198V104H197ZM239 102V103H238ZM240 102H241V105H240ZM242 102H244L243 103V106H242ZM28 103V104H27ZM31 103V104H30ZM33 103V104H32ZM52 105H51V104ZM69 103H70V105H69ZM81 103H83L82 105H81ZM85 103H87V104H85ZM115 105H114V104ZM153 103V105H151ZM246 103L248 104V105H246ZM54 104V105H53ZM55 104H56V106H55ZM62 104V105H63ZM89 104V105H88ZM107 104V105H106ZM199 104H201L200 106H199ZM43 105H45V106H43ZM60 105V106H59ZM106 105V106H105ZM108 105H111V106H109L108 107ZM117 105H118V107H117ZM182 105H185V106H182ZM220 105V106H219ZM250 105V106H249ZM39 106V107H38ZM41 106V107H40ZM89 106V107H88ZM93 106H91V108L92 109H94L93 108ZM102 107V108H100V107ZM115 106H116V109H117V111H116V109H115ZM120 106H121V108H123L122 110L120 109ZM127 106L129 107V108H131V107H133L132 108V110L134 109V107H136L138 110H133V112L134 111H139L138 113H137V116H139V117H134L132 114H134V113H131L130 111H132L131 109L130 110H127L128 108H127ZM162 106V105H161ZM186 106H188V108L186 107ZM192 106V107H191ZM252 106H253V108H252ZM110 107H113V109L112 108H110ZM179 109H178V108ZM181 107H183V109L186 107V109L188 110V115L186 114L187 112V110L185 111V110H183V111H181L182 110V108ZM198 107V108H197ZM246 107V108H245ZM24 108H26V109H24ZM33 108V109H32ZM50 108V109H51ZM135 108V109H136ZM156 109L155 111H159V109ZM180 108H181V110H180ZM48 109V108H47ZM57 109H59L60 111V114L62 113L61 112V109L60 108H57ZM56 109V110H57ZM68 109V108H67ZM118 109H119V112H120V115H119V112H118ZM177 109H178V112H177ZM198 109H200V110H198ZM230 109V110H229ZM240 109H242V111L239 110ZM256 109V110H255ZM263 109V110H262ZM22 110V111H21ZM24 110V111H23ZM28 110V111H27ZM30 110V111H29ZM44 110V111H43ZM53 110V109H52ZM55 110V109H54ZM52 111L53 113L55 112V111ZM68 110V111H69ZM85 110H87L86 111V113H85ZM110 110H109V112H110ZM227 110H229V111H231V112H229V111H227ZM243 110H245V112H243ZM67 111V112H68ZM74 111H76V112H74ZM99 111V112H98ZM261 111V112H260ZM30 112H31V116H30ZM35 112V113H34ZM58 112V110L56 111V118L59 120L60 119V116H58V115H60V114H58L59 113ZM98 112V113H97ZM118 112V113H117ZM122 112H125V113H122ZM126 112H128V113H126ZM136 112H135V115H136ZM141 112V113H140ZM182 112H184L183 113V118L181 117V118H179L180 116H181V113ZM204 112V113H203ZM217 112V113H216ZM241 112H243V113H241ZM255 112H257V113H255ZM259 112V113H258ZM29 113V114H28ZM72 113L71 114H69L68 113V115H72ZM85 113V114H84ZM105 113V112H104ZM107 114H108V111L106 112ZM122 113V114H121ZM131 113V114H130ZM176 113V114H175ZM199 113V114H198ZM221 113V114H220ZM223 113V114H222ZM229 113V115L228 116H226V114H228ZM248 113V114H247ZM27 114V115H26ZM55 114V113H54ZM58 114V115H57ZM109 114H112V112H110ZM120 117V120H119V117H117V115ZM124 114V115H123ZM125 114H126V116H125ZM154 114H156L157 116H156V118H158V119H155L156 121L158 120V122L156 123V121L154 120V122L152 121L153 120V116H155ZM178 114V115H177ZM219 114V115H218ZM245 114H247V115H245ZM52 113H51V117L50 118H52V120H56V119H54L55 118V116L53 115V117H52ZM127 115L128 116H130L129 118H130V120H131V122H132V118L131 117H133V118H135V119H139L140 117H143L142 118V120H143V124L142 123H140L139 125H138V123L136 124V122H142V121H139V120H136V121H134L133 120V122L132 123H134V125H137V127L136 126H134L133 124H129V123H131L128 119V117H127ZM132 115V116H131ZM142 115V116H141ZM188 116V117H190V118H188V117H185V116ZM203 115V116H202ZM255 117H254V116ZM29 116V117H28ZM84 116V117H83ZM87 118H86V117ZM93 116H90V117H93ZM115 116H116V118H115ZM122 116V117H121ZM177 116V117H176ZM218 116V117H217ZM222 116V117H221ZM123 117H127V118H123ZM221 117V118H220ZM248 117V118H247ZM254 117V118H253ZM259 117V118H258ZM25 118V119H26ZM74 118V119H73ZM83 119V118H85L84 119V121L82 122L81 121V119ZM88 118L89 119H91L90 121L88 120ZM123 118V119H122ZM155 118V117H154ZM184 118H188L189 120L188 121H190V123H191V121H192V125H190L189 124V122L187 121V120H185V121H187V123L185 122V123H183V121H184ZM193 118V119H192ZM217 118V119H216ZM256 118V119H255ZM21 119H22V117H21ZM96 119V118H95ZM121 119L122 120H124V122L123 121H121ZM144 119H146V121L148 120L149 122L150 121H152V125H150L151 123H149V126H148V123H146V124H144ZM152 119V120H151ZM191 119V120H190ZM201 119V120H200ZM204 119H206V121L207 120H209V119H212L213 121H214V123L215 124H217V128L219 129H217V134L216 135H218V133H219V136H217L218 138V141H219V143H218V151L221 153V155H222V157H223V155H225L224 156V158H225V164H222L223 165V167H224V165H225V170H223V169H221L220 167V163L218 162V160L214 157V155L212 154L213 153V151L215 150L214 149V147H215V145H214V141H213V139H212V137H211V135L209 136L208 134H211L210 133V129L208 130V128H209V126L206 124V122H205V120ZM220 119V120H219ZM243 119V120H242ZM246 119V120H245ZM251 119V120H250ZM259 119V120H258ZM261 119H262V121H261ZM57 120V121H58ZM74 120V122H72ZM92 120H94V121H92ZM181 120H182V123H183V125L182 124H179V122H181ZM195 120V121H194ZM199 120V121H198ZM212 120H209V121H212ZM231 122H229V121ZM241 120H242V122H243V124H242V126H241V123H240V125L238 124V122H241ZM87 121H88V124H87ZM117 121V122H116ZM119 121V122H118ZM126 121V122H125ZM177 121V122H176ZM216 121V122H215ZM219 121V122H218ZM249 121V122H248ZM252 121V122H251ZM254 121V122H253ZM80 122V123H79ZM93 122H97L96 124L98 125V126H96V124H93ZM120 122H121V124H120ZM123 122V123H122ZM128 122V123H127ZM194 122V123H193ZM199 122L201 123V126L203 125V127L204 128H206V129H203L200 125H199ZM229 122V123H228ZM245 122H248V123H245ZM260 122V123H259ZM116 123V124H115ZM160 125H159V124ZM210 123V122H209ZM226 123V124H225ZM245 123V124H244ZM259 123V124H258ZM142 124V125H141ZM185 124V125H184ZM189 124V125H188ZM220 124V125H219ZM229 124H232L231 126L229 125ZM248 124H250V125H248ZM29 125V126H28ZM88 125V126H87ZM119 125L122 127H119ZM131 125H133V128L131 127ZM181 125V126H180ZM197 126V127H199V128H201V129H199V128H197L198 130H197V132H195L194 133V131H196V130H194V129H196L194 126ZM206 125V126H205ZM224 125V126H223ZM227 125V126H226ZM239 127H238V126ZM246 125H248V126H246ZM69 126V125H68ZM69 126V127H70ZM113 127V129H111L110 127ZM128 126H130V127H128ZM151 126H153V127H151ZM234 126V127H233ZM236 126V127H235ZM249 126H250V128H249ZM76 127V130L78 129H80V128H77ZM134 127L136 128V129H138V130H140V131H136V132H138V133H135L134 134V132H135V130L136 129H134ZM150 127V128H149ZM183 127H182V129L180 130V133L181 132H183V131H185L186 130V128L185 129H183ZM231 127V128H230ZM245 127V128H244ZM249 128V129H247V128ZM259 127V128H258ZM260 127H261V129H260ZM29 128V129H28ZM34 127L32 126V125H30V124H25L24 125V127L22 126L21 127V129H18V130H16L15 132H11V133H9L10 134V136H9V134H8V132H6L7 134L5 135V133H3V132H0V139H4V138H11V139H14V140H18V141H22V142H24V143H26V144H29V145H31V146H34V147H36L37 149H42V150H47V152L49 153V156H51V157H53L54 155H59V158H60V160H61V158L63 157V154H62V151H60L59 149H57L56 148V146L55 145H53L52 144V142H53V140L49 137H44L43 136V134L39 131V130H37V129H33ZM110 128V129H109ZM130 128H132V129H134V130H132V129H130ZM140 128V129H139ZM144 128V129H143ZM147 128V129H146ZM153 128V129H152ZM158 128V129H157ZM234 130H233V129ZM235 128H238V129H235ZM243 128V129H242ZM27 129V130H26ZM32 129V130H31ZM93 128L91 129V130H94ZM100 129L102 130V137H100V135H101V133L99 132L100 131ZM103 129H106L107 130V132L109 133V134H111L110 132H113L112 134H113V136L115 137L114 138V140L112 139L113 137H112V134H111V138L109 137V135L108 134H105V133H103V132H106V130L105 131H103ZM108 129H109V131H108ZM117 129V130H116ZM122 129V130H121ZM242 129V130H241ZM246 129H247V133L246 132H243V130H245L246 131ZM256 129V130H255ZM81 130V129H80ZM113 130V131H112ZM128 130V131H127ZM155 130V131H154ZM160 130V131H159ZM192 130H193V133H192ZM204 130H207L206 132L208 133H206ZM223 130V131H222ZM232 130V131H231ZM249 130H251V132L249 131ZM261 131V132H259V131ZM22 131V132H21ZM99 133H98V132ZM125 133V135L123 134V132ZM148 131V132H147ZM201 131V132H200ZM204 131V132H203ZM233 131H234V133H233ZM238 132V134H236V132ZM17 132V133H16ZM27 132V133H26ZM97 132V133H96ZM106 132V133H107ZM116 132H117V134H116ZM122 132V133H121ZM151 132H153V133H151ZM239 132H240V134H239ZM206 133V134H205ZM244 135H243V134ZM252 133V134H251ZM19 134V135H18ZM100 134V135H99ZM137 134V135H136ZM143 134V135H142ZM145 134V135H144ZM155 134V135H154ZM224 134V135H223ZM242 134V135H241ZM251 134V135H250ZM254 134V135H253ZM256 134V135H255ZM87 137V136H89L88 138L89 139H87L85 136ZM92 135L94 136V138H97V140H93V137H92ZM99 135V137H97ZM105 135H106V137H105ZM222 135V136H221ZM236 135V136H235ZM124 136V137H123ZM129 138H128V137ZM136 136V137H135ZM138 136V137H137ZM143 136H145V137H143ZM163 136V137H162ZM189 136V137H188ZM199 136V137H198ZM208 136V137H207ZM234 136V137H233ZM242 136V137H241ZM252 136V137H251ZM253 136H256V139H255V137H253ZM85 137V138H84ZM92 139H91V138ZM156 137V138H155ZM175 137H177L176 138V141L178 140V142H176L175 141ZM184 137H185V139H187V140H185V143H184ZM240 137V138H239ZM246 137V138H245ZM260 137V138H259ZM100 138H104V140L103 139H101L100 140ZM116 138L118 139V140H116ZM135 138V139H134ZM200 138V139H199ZM207 138V139H206ZM211 138V139H210ZM253 138V139H252ZM258 138V139H257ZM101 141V143H103L102 141H104V143L105 144H110V146L108 147V146H106V147H104V148H102V144H100V141ZM108 139H110L111 141L110 142H112V143H109V140L107 141ZM152 139H154V141H152ZM165 141H164V140ZM195 139V140H194ZM219 139H221V140H219ZM232 139V140H231ZM239 139V140H238ZM245 139V140H244ZM248 139V143L246 142V140ZM263 141H262V140ZM49 140V141H48ZM89 140H91V143L93 144H91L90 143V141ZM92 140L94 141V143L92 142ZM114 142H113V141ZM145 140V141H144ZM151 140V141H150ZM200 140V141H199ZM236 140V141H235ZM243 140V143L241 142V141ZM259 140V141H258ZM99 141V142H98ZM106 141H107V143H106ZM127 141V142H126ZM156 141V142H155ZM222 141V142H221ZM238 141V142H237ZM245 141V142H244ZM252 141V142H251ZM117 142H118V144H117ZM151 142H153V143H151ZM162 142V143H161ZM165 144H164V143ZM167 142V143H166ZM191 142V143H190ZM204 142V143H203ZM214 142V143H213ZM251 142V143H250ZM257 142V143H256ZM50 143V144H49ZM203 143V144H202ZM245 143V145L246 146H244L243 144ZM252 144H254L255 143V148H253L254 147V145H252L253 147H251V145ZM104 144V145H105ZM116 146H115V145ZM130 144V145H129ZM139 144V145H138ZM144 144V145H143ZM146 144V145H145ZM152 144V146H150ZM163 144V145H162ZM192 144V145H191ZM208 144L210 145L211 144V146H209V147H207L208 146ZM226 144H227V146H226ZM249 144V145H248ZM122 145H124V146H122ZM184 145V146H183ZM195 145V146H194ZM207 145V146H206ZM213 145H214V147H213ZM87 146V147H88ZM111 146H114V147H111ZM129 146V147H128ZM157 146H159V147H157ZM248 146H249V148H248ZM118 147V148H117ZM139 147V148H138ZM145 148L144 150H143V148ZM238 147V148H237ZM244 147V148H243ZM108 148H109V150H111L112 152H114V151H116V153L114 154V153H112L111 151V153L109 152V150H108ZM113 148H115V150L113 149ZM120 148V149H119ZM131 148V149H130ZM150 148V149H149ZM156 148H157V150H156ZM187 148H188V150H187ZM192 150H191V149ZM195 148V149H194ZM205 148V149H204ZM210 148H212V149H210ZM220 148V149H219ZM226 148V149H225ZM240 148V149H239ZM259 148V149H258ZM107 151H106V150ZM122 149V150H121ZM128 149V150H127ZM147 149H148V151H147ZM164 149V150H163ZM200 149V150H199ZM207 149V150H206ZM49 150H51V151H49ZM104 150H105V152H109L108 154L109 155H111V156H108V157H106V155H108L107 153H105L104 154ZM114 150V151H113ZM119 150H120V152H119ZM155 150V151H154ZM185 150V151H184ZM202 150V151H201ZM211 150V151H210ZM213 150V151H212ZM261 150H262V152H261ZM101 150H100V152H102ZM125 151V152H124ZM134 151H135V153H134ZM152 151V152H151ZM165 151V152H164ZM187 151V152H186ZM190 151V152H189ZM197 151H199V153L197 152ZM208 151V152H207ZM51 152V153H50ZM123 152V153H122ZM138 152H139V154H138ZM155 152V153H154ZM182 152L183 153H186V154H184V155H182ZM194 152H197V155H196V153L195 154H193ZM126 153V154H125ZM149 153V154H148ZM178 153H177V155H178ZM114 154V155H113ZM118 154V155H117ZM123 156H122V155ZM128 154H129V156H128ZM144 154V155H143ZM146 154V155H145ZM190 154H192V156L194 157V159H195V161H196V159H197V161H198V163H195L196 164V166H198V167H200L201 166V170H202V175H201V172H199V170H200V168L198 169V167L197 168H195L193 165H195V164H192V162H194V160L191 162V160L193 159L192 157H190L189 155ZM233 154H234V156H233ZM238 154H240V152H238ZM57 155V156H58ZM113 155V156H112ZM122 157H121V156ZM148 155V156H147ZM151 155V156H150ZM198 155H200V156H198ZM213 155V156H212ZM233 156L232 158H231V156ZM92 156V157H93ZM95 156V157H96ZM114 156H117V157H114ZM125 156V157H124ZM132 156V157H131ZM147 156V157H146ZM187 156V157H186ZM206 156H207V158H206ZM239 156V155H238ZM90 157L92 160H95L96 158L95 157ZM109 157H112V159H107V158H109ZM128 157V158H127ZM150 157V158H149ZM185 158L184 160H185V165L184 164H182V162H183V158ZM191 159V160H189V158ZM195 157H202V158H200V159H198V158H195ZM234 157H236V158H234ZM127 158V159H126ZM138 158V159H137ZM156 158V159H155ZM158 158V159H157ZM163 158V159H162ZM179 158V157H178ZM181 158H182V162H181ZM206 158V159H205ZM214 158V159H213ZM235 160H234V159ZM238 158V159H237ZM96 159V160H97ZM115 159V160H114ZM233 159V160H232ZM65 160V159H64ZM105 160L107 161L106 163H108L109 162V164L107 165V164H105ZM109 160V161H108ZM118 160V161H117ZM121 160V161H120ZM139 160V161H138ZM141 160V161H140ZM143 160H145V161H143ZM151 160V161H150ZM157 160V162H155ZM208 160V161H207ZM214 160V161H213ZM217 160V161H216ZM67 161V160H66ZM101 161H103V162H101ZM111 161V162H110ZM117 161V162H116ZM237 162V163H239V165H237V163H235V162ZM99 162H101L100 164H99ZM144 162V163H143ZM154 162V163H153ZM219 164H218V163ZM113 163V164H112ZM115 163V164H114ZM122 163V164H121ZM204 163H205V165H204ZM111 164V165H110ZM141 164H143V165H141ZM145 164V165H144ZM154 166H153V165ZM157 164V165H156ZM181 165V167L182 166H184L185 167V169L188 171H186V173H185V170H184V168L182 167V169H181V167L179 168V166ZM198 164H200V165H198ZM234 164V165H233ZM141 165V166H140ZM147 165H148V167H147ZM237 165V166H236ZM112 166V167H111ZM119 166H122V167H119ZM188 166V167H187ZM210 168H209V167ZM220 168H218V167ZM96 167H94L95 168V170H96ZM139 167V168H138ZM143 167V168H142ZM147 169H146V168ZM155 167V168H154ZM190 167V168H189ZM237 167H239V168H237ZM7 171H10L9 170V167H4ZM93 168V169H94ZM103 168V169H104ZM122 168V169H121ZM130 168V169H129ZM149 168L151 169V170H149ZM207 168V169H206ZM92 169V170H93ZM126 169V170H125ZM141 169V170H140ZM155 171H154V170ZM169 169H172V171H170ZM179 171L178 172V174L181 172V170L184 172L183 174H176V176H173V175H175V174H171V172H174V171H176L177 172V170ZM181 169V170H180ZM196 169H198L197 171H196ZM216 169H218V171L216 170ZM50 170L51 171H53V172H55L54 174L56 175V176H58L59 175V170L57 169V168H55V167H50ZM121 170H122V173H121ZM149 170V171H148ZM159 170V171H158ZM163 170V171H162ZM190 170V171H189ZM194 170V171H193ZM200 170V171H201ZM205 170V171H204ZM207 170V171H206ZM223 170V172H221ZM72 172H73V170H71ZM99 171H101L102 173H99ZM118 171V172H117ZM139 171V172H138ZM151 171V172H150ZM170 171V172H169ZM194 173H193V172ZM220 171V172H219ZM12 172H16V173H12ZM18 171H10L9 173H7V175H6V179L3 181L2 179H0V184H1V187H4V188H6L7 190H8V192H9V194L10 195H14L17 191H18V189H19V187L20 186H23V190L24 189H27V191L29 190L30 191V189H31V192L33 191L34 193H35V191H36V187H34V190L32 189V187H30V186H32V184L33 185H35V183H36V180L34 179V177H30L29 178V176H32V175H30L29 173H20V172H18ZM72 172H71V174H72ZM96 172H98V173H96ZM144 172V173H143ZM159 172V173H158ZM162 172V173H161ZM205 172H206V174H205ZM209 172H211V173H209ZM219 172V173H218ZM5 173V172H4ZM12 173V174H11ZM95 173V174H94ZM124 173L126 174V175H124ZM137 173H139V174H137ZM182 173V172H181ZM188 173H190V174H188ZM215 173V174H214ZM217 173V174H216ZM222 173V174H221ZM230 173V174H229ZM6 174V173H5ZM5 174L3 175V176H5ZM20 174V175H19ZM91 174H93V175H91ZM98 174V175H97ZM108 174V175H107ZM132 174H133V176H132ZM159 174V175H158ZM162 174V175H161ZM204 174H205V176H204ZM10 176V178H9V176ZM14 175V176H13ZM96 175V176H95ZM129 175V176H128ZM139 175V176H138ZM146 175V176H145ZM165 175V176H164ZM185 175V176H184ZM189 175V176H188ZM192 175V176H191ZM215 175V176H214ZM263 176L262 177H264V174H262ZM14 178H13V177ZM22 177V178H20L19 179V177ZM64 176V175H63ZM77 176V177H76ZM92 176V177H91ZM99 176V177H98ZM105 176V177H104ZM110 176V177H109ZM116 176V177H115ZM120 176V177H119ZM161 176V177H160ZM179 177V179H181V180H179L180 181V183L177 181L178 179L176 178V177ZM208 176V177H207ZM210 176V177H209ZM213 176V177H212ZM220 178H218V177ZM28 177V178H27ZM119 177V178H118ZM152 177V178H151ZM165 177V178H164ZM172 177V178H171ZM184 177V178H183ZM186 177H187V179H186ZM212 177V178H211ZM229 177V178H228ZM235 177V178H234ZM243 177L244 178H246L247 180H244L243 179ZM26 178V179H25ZM65 176H64V179L63 180H65ZM110 178V179H109ZM117 178V179H116ZM127 178V179H126ZM141 178V179H140ZM149 178V180H147ZM159 178V179H158ZM175 178V179H174ZM209 178L211 179V180H209ZM22 179V180H21ZM130 179V180H129ZM132 179V180H131ZM138 179V180H137ZM177 179V180H176ZM194 179V180H193ZM207 179V180H206ZM216 179V180H215ZM10 180V181H9ZM145 180V181H144ZM200 180H202V181H200ZM219 180V181H218ZM241 180V181H240ZM35 181V182H34ZM92 181V182H91ZM122 181V182H121ZM125 181H126V183H125ZM148 181V182H147ZM156 181V182H155ZM165 181V182H164ZM170 181V182H169ZM194 183H193V182ZM196 181V182H195ZM211 181H212V183H211ZM227 181V182H226ZM243 181V182H242ZM10 182V183H9ZM129 182V183H128ZM153 182V183H152ZM176 182V183H175ZM220 182V183H219ZM226 182V183H225ZM246 182V183H245ZM29 183V184H28ZM128 183V184H127ZM138 183H139V186H138ZM142 183V184H141ZM158 183V184H157ZM171 183V184H170ZM185 183L188 185H185ZM199 183V184H198ZM236 183V184H235ZM16 184V187L14 188V185ZM17 184H20V186L19 185H17ZM134 186H133V185ZM191 184V185H190ZM222 184H224L223 185V187H222ZM225 184H228V185H226L225 186ZM231 184V185H230ZM243 184V185H242ZM254 184H256V185H254ZM119 185V186H118ZM156 185V186H155ZM159 185V186H158ZM172 185V186H171ZM216 185V186H215ZM8 186V187H7ZM18 186V187H17ZM122 186V187H121ZM125 186H127V187H125ZM150 186V187H149ZM152 186V187H151ZM158 186V187H157ZM185 186V187H184ZM25 187V188H24ZM99 187H101V188H99ZM144 187V188H143ZM155 187V188H154ZM157 187V188H156ZM164 187H166V188H164ZM194 187V188H193ZM222 187V188H221ZM250 187V188H249ZM29 188V189H28ZM114 188H116V189H114ZM135 188H136V190H135ZM149 188V189H148ZM254 188H256V190L254 189ZM10 189V190H9ZM123 189V188H122ZM138 189V190H137ZM146 189L148 190V191H146ZM156 189V190H155ZM171 189V190H170ZM178 189V190H177ZM181 189V190H180ZM192 189V190H191ZM197 189V190H196ZM212 189H214V190H212ZM216 189V190H215ZM220 191H219V190ZM15 192H14V191ZM112 190V191H111ZM150 190H151V192H150ZM158 190H159V192H158ZM161 190V191H160ZM185 190H186V192H185ZM225 190V191H224ZM48 191V193H46ZM130 191V192H129ZM134 191V192H133ZM137 191V192H136ZM140 191H141V193H140ZM172 191H173V193H172ZM182 191V192H181ZM185 193H184V192ZM191 191V192H190ZM201 191V192H200ZM202 191H204L203 193H202ZM207 191H209V192H207ZM250 191V192H249ZM13 192H14V194H13ZM133 192V193H132ZM139 192V193H138ZM152 193V194H150V193ZM155 192L157 193V194H155ZM195 192V193H194ZM219 192V193H218ZM222 192H224V193H222ZM255 192H257V194L255 193ZM18 193V192H17ZM136 193V194H135ZM165 193V194H164ZM182 193V194H181ZM197 193V194H196ZM202 193V194H201ZM36 194H37V191H36ZM145 194V195H144ZM149 194V195H148ZM158 194H159V196H158ZM180 194V195H179ZM188 194V195H187ZM190 194V195H189ZM209 194V195H208ZM212 196H211V195ZM260 194V195H259ZM48 195V196H47ZM135 195V196H134ZM138 195V196H137ZM151 195V196H150ZM153 195V196H152ZM161 195V196H160ZM196 195V196H195ZM171 196V197H170ZM182 196V197H181ZM203 197V198H199V197ZM206 196H207V198H206ZM216 196V197H215ZM254 196V197H253ZM145 197V198H144ZM160 197V198H159ZM164 197V198H163ZM179 197H181V198H183V199H181V198H179ZM191 197H192V200L190 201V199H191ZM193 197H194V199H193ZM212 197V198H211ZM220 197V198H219ZM224 199H223V198ZM252 198L253 197V199H250V198ZM48 198H49V200H48ZM51 198V199H50ZM173 198V199H172ZM214 198V199H213ZM226 198H229V199H226ZM164 199V200H163ZM205 199H207V200H205ZM209 199H211V200H213V201H211V200H209ZM231 199V200H230ZM261 199V200H260ZM148 200V201H147ZM150 200V201H149ZM153 200V201H152ZM157 200H159V201H157ZM169 200V201H168ZM251 200V201H250ZM255 200H257V201H255ZM90 201V200H89ZM204 203H203V202ZM227 201V202H226ZM59 202V203H58ZM75 202V203H74ZM166 202V203H165ZM176 202V203H175ZM179 202V203H178ZM188 202V203H187ZM198 202V203H197ZM212 202V203H211ZM223 202H224V204H223ZM258 202V203H257ZM50 205H49V204ZM183 203V204H182ZM185 203V204H184ZM40 204V205H39ZM54 204H56V205H54ZM59 204V205H58ZM63 204H64V202H63ZM204 204V205H203ZM235 204V205H234ZM53 205H54V207H55V209H54V207H53ZM201 205V206H200ZM210 205H212V206H210ZM225 205V206H224ZM227 205V206H226ZM237 205V206H236ZM256 205V206H255ZM49 206H51V207H49ZM59 206H60V208H59ZM70 206V207H69ZM74 206V207H73ZM182 206V207H181ZM53 207V209L52 210H50L51 208ZM66 207V208H65ZM185 207V208H184ZM204 209H203V208ZM224 207V208H223ZM226 207V208H225ZM56 208H59V209H56ZM183 210H182V209ZM197 208V209H196ZM96 209V210H95ZM185 209V210H184ZM187 209V210H186ZM205 209H208V211L207 210H205ZM210 209V210H209ZM44 210V211H43ZM189 210H190V212H189ZM37 211V212H36ZM55 211H56V213H55ZM90 211V212H89ZM98 211V212H97ZM213 211V212H212ZM50 212H52V213H50ZM87 212V213H86ZM142 212V213H143ZM211 212V213H210ZM229 212V213H228ZM83 213V214H82ZM84 213H86V214H84ZM195 213V214H194ZM210 213V214H209ZM213 213V214H212ZM228 213V214H227ZM45 214V215H44ZM89 214V215H88ZM55 215V216H54ZM57 215H58V217H57ZM61 215V216H60ZM85 215V216H84ZM88 215V216H87ZM215 215V216H214ZM48 216V217H47ZM60 216V217H59ZM63 216V217H62ZM41 217V218H40ZM87 217V218H86ZM89 217V218H88ZM60 219V218H62L61 220H60V222L57 220V219ZM87 220H86V219ZM185 218V219H184ZM89 219H90V221H89ZM97 219H98V221H97ZM262 219H263V221H262ZM39 220H40V222H41V226H40V222H39ZM49 220V221H48ZM53 220V221H52ZM55 220V221H54ZM47 222V223H45V222ZM51 221V222H50ZM62 221L63 222H65V223H62ZM85 221V222H84ZM87 221V222H86ZM89 221V222H88ZM108 221V222H107ZM234 221V222H233ZM35 222H36V220H35ZM56 222V223H55ZM58 222V223H57ZM101 222V223H100ZM228 222V223H227ZM48 223H49V225H48ZM85 223V224H84ZM134 223H136V225L134 224ZM45 224H47V225H45ZM51 224V225H50ZM54 224H55V227H54ZM57 224V225H56ZM104 224V225H103ZM134 224V225H133ZM157 224V225H156ZM42 225H43V227H42ZM85 225V226H84ZM213 225V226H212ZM44 226H45V228H44ZM47 226V227H46ZM59 226V225H58ZM157 226V227H156ZM161 226V227H160ZM214 226H216V227H214ZM42 227V228H41ZM79 227V228H78ZM125 227H127V229L125 228ZM132 227V228H131ZM140 227V229L142 228L143 230H146V231H143V232H145L144 234L142 233V229L140 230V229H138V228ZM212 227V228H211ZM77 228V229H76ZM116 228H117V230H116ZM134 228V229H133ZM135 228L137 229V231L135 230ZM219 228H221V229H219ZM224 228V229H223ZM87 229V230H86ZM125 229V230H124ZM209 229V230H208ZM213 229V230H212ZM6 230V227L4 226H0V249H1V253H0V264H52V262H54L53 264H56L57 263V259H55L57 256V254H56V252L54 251V250H52V249H47V248H44V246H46L44 243L43 244H41V246L43 245V248H41V250H43V252L41 253V255L38 257V258H40V257H42V255L44 256V257H46L45 259H44V257H42V258H40V259H37V260H31V261H29V260H27V259H25L24 257H22L21 256V254L27 249V248H30V247H27V248H25L24 247V242H23V240H21L22 238L24 239V240H26V239H28V241H30L31 243H35L36 245L39 243H42L40 240L38 241V240H36V239H34V237L31 239L30 237L31 236H29V237H27V236H25V238L24 237H22L21 239L20 238H18V239H13V238H15V237H9V236H7V237H5V235L2 233V231H5ZM111 230V231H110ZM115 230L116 232L117 231H119V232H117L116 234L118 235V237H119V235L121 234H123L122 235V237H121V235H120V238H123V239H116L115 237H113L112 236V232ZM140 230V231H139ZM216 230H218V231H216ZM161 231V230H160ZM85 232V233H84ZM121 232V233H120ZM207 232V233H206ZM240 232V233H239ZM126 233V234H125ZM130 233V234H129ZM132 233H133V235H132ZM137 233H139V234H137ZM141 233H142V235H141ZM153 233V234H152ZM148 234V235H147ZM150 234V235H149ZM209 234V235H208ZM218 234V235H217ZM89 235H90V237L91 238H88L89 237ZM135 235V236H134ZM138 235V236H137ZM141 235V236H140ZM151 235H155L156 236V239H152V238H155L154 236L153 237H150ZM167 235V236H166ZM216 235V236H215ZM225 235V236H224ZM93 236V237H92ZM143 236V237H142ZM9 237V238H8ZM27 237V238H26ZM142 237V238H141ZM145 237H146V239H145ZM226 237V238H225ZM231 237V238H230ZM246 237V238H245ZM87 238V239H86ZM114 238L117 240V241H115V242H113L114 241ZM148 238V239H147ZM248 238V239H247ZM134 239V240H133ZM153 240V241H155L156 242V240H157V242H162V243H167V244H165V246L162 244H159V246H158V248L159 249H154L153 248V250L152 249H150V247H149V249H150V251H149V249H148V247H147V245H145L144 246V244H145V241H147L148 242V240ZM159 239V240H160ZM174 239V240H173ZM14 240V241H13ZM37 241V242H35V241ZM84 240V241H83ZM144 240V241H143ZM165 240V241H164ZM181 240H183V241H185V243L184 242H182ZM238 240V241H237ZM247 240H249V241H247ZM84 243H83V242ZM174 241V242H173ZM182 242L183 243V247H182V243H179V242ZM189 241V242H188ZM233 241V242H232ZM235 241V242H234ZM20 242V243H19ZM23 242V243H22ZM122 242V243H121ZM142 242H144V243H142ZM237 242H239V243H237ZM248 242V243H247ZM250 242V243H249ZM117 243H119V244H117ZM141 243V244H140ZM171 243V244H170ZM172 243H174V245L176 246V248L175 247H173L174 245L172 244ZM175 243H178L177 245L175 244ZM187 243H189L190 245H195V244H197V245H199V247H201L205 252L208 250H210L209 252H211V253H209V254H212L213 256H215V260L214 259H211L210 257H208V256H206L205 255V253L203 254H200L201 256H197V255H199V253H197V255L193 252V253H189V252H191V251H189L188 249H186V246H190L189 244L188 245H185L184 246V244H187ZM192 243H194V244H192ZM234 243V244H233ZM241 243V244H240ZM243 243V244H242ZM37 245V247H40V245ZM173 245V246H170V245ZM181 244V246H179ZM248 244V245H247ZM12 245V246H11ZM167 245H169L168 247H166ZM197 245H195V246H197ZM201 245V246H200ZM238 245V246H237ZM239 245H240V248H239ZM5 248H4V247ZM146 247V248H144V247ZM161 246H163V247H161ZM179 246V247H178ZM234 246V247H233ZM236 246V247H235ZM250 246V247H249ZM84 247V248H83ZM172 247V248H171ZM178 247V248H177ZM180 247H181V249H180ZM247 247V248H246ZM162 248V249H161ZM171 248V249H170ZM174 248V249H173ZM204 248H206V249H204ZM236 248V249H235ZM148 249V250H147ZM161 249V250H160ZM166 249V250H165ZM172 249L173 250H175V249H178L179 250V252H177V250H176V252H174V251H172ZM243 251H242V250ZM246 249V250H245ZM3 250V251H2ZM7 250V251H6ZM78 250V252L80 253L81 251V249H77ZM87 250V251H86ZM157 252H155V251ZM162 250H163V252H162ZM170 250V251H169ZM186 250H188L187 252H184V251H186ZM214 250V251H213ZM245 250V251H244ZM45 251H47V252H45ZM50 251V252H49ZM149 251V252H148ZM181 251V252H180ZM207 251V252H208ZM51 252H52V254H51ZM55 252V253H54ZM89 252V251H88ZM174 252V253H173ZM182 252H184V254L185 253H187V254H185V255H182L183 253ZM48 255H47V254ZM55 254V257H54V254ZM161 253H163V254H161ZM169 253V254H168ZM177 253V254H176ZM180 253H182V254H180ZM189 253V254H188ZM215 255H214V254ZM82 254V253H81ZM156 254V255H155ZM191 254H193V255H191ZM47 255V256H46ZM160 255V256H159ZM196 255V256H195ZM219 255V256H218ZM20 256V257H19ZM49 256V257H48ZM217 256V257H216ZM48 257V258H47ZM51 257V258H50ZM52 257H53V259H54V261H53V259H52ZM206 257H208V258H206ZM218 257H220V258H223V259H220V258H218ZM23 258V259H22ZM49 258H50V260H49ZM58 258V257H57ZM210 258V259H209ZM52 259V260H51ZM49 260V261H48ZM144 261H146V262H144ZM223 261V262H222ZM257 261V262H256ZM37 262V263H36ZM226 262V263H225ZM58 264V263H57Z\"/></svg>","mask_w":264,"mask_h":264},{"label":"bare ground","instance_id":"bare-ground-1","mask_svg":"<svg viewBox=\"0 0 264 264\" xmlns=\"http://www.w3.org/2000/svg\"><path fill=\"white\" fill-rule=\"evenodd\" d=\"M1 1H3V0H1ZM0 1V2H1ZM16 1V0H15ZM30 1H32V6H33V8L34 9H36V8H38V7H40V11L42 12V10L41 9H43V11H45L44 12V14H45V17H48V18H53L54 17V15L56 14V13H54V10H57V9H55L56 7H57V5H56V3L57 2H59V1H61V2H63L62 4H64L63 5V7H64V9H66V14L63 12V14H65V16H66V18H67V25L65 24V26H67V34H65V36L66 35H69V37L68 38H66L65 37V39H68L69 41H67L66 43H67V45L69 44V46L70 47H73V45L74 46H76L75 44H73V42L75 43V41H73V38L75 39V35H77V34H74L75 33V29H74V27L75 28H77V21H78V17H77V12H78V10L82 7L83 8V0H37V1H35V0H30ZM30 1H28L27 3H29ZM89 1V0H88ZM102 0H99V2H101ZM105 1V0H104ZM117 1V0H116ZM122 1H124V0H122ZM130 0H128V2H129ZM141 1V0H140ZM183 0H181V1H179V0H145V2H147L146 3V12H148L149 13V15L151 14L152 16V18L151 19H153L154 20V24H156V30H155V34H156V37H157V39H158V41H160V44H161V42H162V44L164 45L165 44V47H166V49H167V52H166V50H165V52L168 54V55H166L165 53H163L162 52V57L163 58H165L166 56V58H168V59H166V61L167 60H169V58L171 57V61H172V59H177L178 57H177V55H178V53H179V47H178V45H181L180 43H178L177 42V39H180V40H178V41H181L182 42V47H183V49H185V52H188L189 54L191 53V56L192 55H194L193 57H195V55H198V56H200V60L197 62V64H196V62H191V65H193L192 63H194L195 64V66H196V68H194L195 66H193V67H191V65H189L190 67L189 68H192V69H196V70H198L199 71V73L197 74V76L198 75H200V78H198L197 77V79H200V81L198 80H196L195 79V77L193 78V77H191L188 81H190L189 83H190V86H192L193 88H195L196 87V85L198 84V82L201 84V85H203V88H204V93H205V95H204V97L205 98H202L203 100H204V102H201V104H202V108H201V110L200 109H198V110H200V111H204L206 114H204V116L205 115H211V111H213V107L215 106V103H216V101H217V92H218V90H221L222 91V89H220V87H222L221 85L223 84V86L225 85H227V83L226 84H224V81H226L225 79L227 78V77H225V79H224V81L222 80V77H224V74H223V76L221 77V72H222V70H223V66H222V64H221V66H220V57H218L219 58V60L217 59V56L218 55H220L218 52V50H217V53H218V55H216L215 54V52H216V49H215V46H216V44H214V43H216L215 41H214V38H213V31L214 30H211V29H213V28H215V27H211L212 25L210 24V22H209V20H210V16H211V14L212 13H215L214 11H215V6H219V4L218 5H214L213 3V0H204L205 1V4L203 5L202 4V6H200L199 5V2H198V5H199V12H202V11H200L201 10V7H203L204 6V8H202V9H204V15L202 16V17H204V24H203V22H202V26H203V30L201 31V32H203V34L201 35V37H200V39L198 40L197 38V40L195 39V37H193V36H195V35H197V34H195V33H193V29H191V27L189 28L188 26H187V23L185 22V21H187V20H185L184 19V17H183V15H185V14H183V12H186V11H182V13H181V11H180V9H181V5L183 4L184 5V3H185V5L187 4V2H188V0L186 1L185 0V2L184 3H182V4H180V2H182ZM190 1V0H189ZM197 1H199V0H196V1H191V2H197ZM218 1H222V0H218ZM226 1V0H225ZM229 1V0H228ZM234 1H236V0H234ZM241 1V0H240ZM249 1V0H248ZM251 1H253V0H251ZM251 1H249L250 3H251ZM261 1V0H260ZM259 1V2H260ZM264 1V0H263ZM9 2V1H8ZM23 2V1H22ZM96 2V1H95ZM202 1L200 0V3H201ZM217 2V1H216ZM227 2V1H226ZM230 2V1H229ZM238 2V1H237ZM31 3V2H30ZM92 3V2H91ZM104 3V2H103ZM102 3V4H103ZM108 3V2H107ZM107 3L105 4V5H107ZM109 3H110V1H109ZM112 3V2H111ZM110 3V4H111ZM115 3V2H114ZM117 3H118V1H117ZM131 3V2H130ZM133 3V2H132ZM136 3H137V1H136ZM135 3V1H134V4L137 6V4ZM204 3V2H203ZM218 3H220V2H218ZM221 3H223V2H221ZM220 3V6L222 7V4ZM232 3H233V1H232ZM231 3V4H232ZM244 3H247V4H249L248 2H244ZM262 3V2H261ZM260 3V4H261ZM0 4H2V2L0 3ZM11 4V3H10ZM19 4V3H18ZM26 4V3H25ZM93 4V3H92ZM96 4V3H95ZM97 4H99V3H97ZM139 4H141V3H139ZM138 4V5H139ZM191 4V3H190ZM190 4H188L189 5V7H190ZM195 4L196 3H194V6H195ZM225 4V3H224ZM230 4V3H229ZM4 5V3L2 4V6ZM15 5H16V3H15ZM31 5V4H30ZM100 5H101V3H100ZM112 5V4H111ZM184 5V7H187V6H185ZM197 5V6H198ZM226 6H227V3L225 4ZM233 5V4H232ZM238 5L240 6V5H242L243 6V4L242 3H238ZM261 5H263V4H261ZM12 6V5H11ZM28 6H29V4H28ZM31 6V7H32ZM38 6V7H37ZM113 6V5H112ZM134 6V5H133ZM145 6V5H144ZM196 6V7H197ZM225 6V7H226ZM228 6H231V5H228ZM245 6V5H244ZM250 6V5H249ZM254 6V5H253ZM259 6V5H258ZM17 7V6H16ZM25 7H27V6H25ZM53 7H54V9H53ZM88 7H90V6H88ZM104 7H106V6H104ZM135 7V6H134ZM183 7V8H184ZM221 7H220V9H221ZM233 7H234V5H233ZM247 7V6H246ZM11 8V7H10ZM18 8V7H17ZM92 8H95L94 6L92 7ZM103 8V5H102V7H101V9ZM118 8V7H117ZM192 8H193V6H192ZM191 8V9H192ZM195 8V7H194ZM193 8V9H194ZM224 8V7H223ZM222 8V9H223ZM230 8V7H229ZM232 8V7H231ZM247 8H249V7H247ZM252 8V7H251ZM7 9V8H6ZM25 9V8H24ZM24 9L23 10H21V11H24ZM38 9L36 10V12H34V15L36 14V17H37V14L39 15V13H37V11H38ZM85 9V8H84ZM100 9V8H99ZM104 9V8H103ZM107 9H109L108 8V6H107ZM111 10H112V8H110ZM109 9V10H110ZM218 9V8H217ZM216 9V10H217ZM226 9L228 10V11H230L227 7H226ZM264 9V8H263ZM28 10V9H27ZM32 10V9H31ZM83 10V9H82ZM90 10V9H89ZM104 10H106V9H104ZM110 10V11H111ZM114 10V9H113ZM112 10V11H113ZM117 10V9H116ZM136 10H138V8H136ZM135 10V11H136ZM183 10V9H182ZM185 10V9H184ZM195 10V9H194ZM224 10V9H223ZM222 10V11H223ZM249 11H250V9H248ZM262 10V9H261ZM2 11V10H1ZM5 11V10H4ZM80 11V10H79ZM92 11H95V9L94 10H91V12L90 13H87V14H90L91 15V13H94V12H92ZM96 11H97V8H96ZM108 10H106V12H107ZM188 11V10H187ZM189 11H191V10H189ZM220 11V10H219ZM218 11V12H219ZM227 11V12H228ZM233 11V10H232ZM235 11V10H234ZM242 11L244 12V11H246V9H244L243 10V8H242ZM260 11V10H259ZM33 12V11H32ZM39 12V11H38ZM57 12V11H56ZM58 12H60V8H59V11ZM85 12V11H84ZM105 12V13H106ZM116 12V11H115ZM114 12V13H115ZM137 12V11H136ZM135 12V13H136ZM141 12H142V10H141ZM192 12L194 13V11H191V12H189V13H191L192 14ZM224 12V11H223ZM237 12H239L238 11V9H237ZM251 13H252V11H250ZM3 13H5V12H2V14ZM9 13V12H8ZM24 13V12H23ZM98 13V12H97ZM102 13V12H101ZM111 13H113V12H111ZM119 13V12H118ZM131 13V12H130ZM188 12H186V14H187ZM220 13H221V11H220ZM226 13V12H225ZM230 13V12H229ZM234 13V12H233ZM232 13V14H233ZM236 13V12H235ZM247 12H245V14L244 15H247L246 14ZM250 13V14H251ZM33 14V13H32ZM40 14H43V13H40ZM59 14V13H58ZM57 14V15H58ZM82 14V13H81ZM95 14V13H94ZM100 14V13H99ZM99 14L97 15V16H99ZM109 14V13H108ZM123 14H125V13H122V14H120V15H123ZM127 14V13H126ZM190 14V15H191ZM223 14V13H222ZM241 14H242V12H241ZM248 14H249V12H248ZM249 14V16H252V15H250ZM262 14V13H261ZM260 14V15H261ZM1 15V14H0ZM14 15V14H13ZM13 15H11V16H13ZM56 15V16H57ZM89 15V16H90ZM101 15V14H100ZM110 15V14H109ZM109 15H108V17H109ZM116 15V14H115ZM119 15V14H118ZM117 15V16H118ZM120 15H119V17H120ZM128 15V14H127ZM134 15V14H133ZM132 15V16H133ZM136 15H137V13H136ZM139 15H140V13H139ZM218 15V14H217ZM221 15V14H220ZM226 15V14H225ZM227 15H228V13H227ZM239 15V14H238ZM254 15V14H253ZM259 15V16H260ZM4 16V15H3ZM8 16H9V14H8ZM19 16V15H18ZM21 16V15H20ZM24 16V15H23ZM30 16V15H29ZM40 16V15H39ZM38 16V18H34V19H37V22H40V20H41V18ZM62 16V15H61ZM64 16V17H65ZM79 16V15H78ZM102 16V15H101ZM105 16H106V14H105ZM110 16H112V14L110 15ZM143 16V15H142ZM193 16V15H192ZM192 16L190 17L191 19H192ZM197 15H194L193 17L195 18ZM223 15H221V17H222ZM229 16V15H228ZM237 16V15H236ZM236 16H232L231 15V17H233V19H234V17H236ZM249 16L247 15V17L249 18ZM264 16V15H263ZM6 17V16H5ZM5 17H3V18H5ZM16 17H17V15H16ZM31 17V16H30ZM33 17V16H32ZM42 17H44V15L42 16ZM59 17V16H58ZM63 17V18H64ZM83 17V16H82ZM87 17V16H86ZM93 17V16H92ZM100 17V16H99ZM103 17V16H102ZM122 17H124V16H122ZM129 17V16H128ZM131 17V16H130ZM139 17V16H138ZM140 17H141V15H140ZM139 17V18H140ZM149 17V16H148ZM214 17V16H213ZM215 17L217 18V20H218V16H216L215 15ZM225 17V16H224ZM230 17V16H229ZM239 16H237V19H239L238 18ZM244 17V16H243ZM258 17V16H257ZM26 18V17H25ZM28 18V17H27ZM40 18V19H39ZM47 18V19H48ZM57 18V17H56ZM63 18L61 19V21L63 20ZM95 18H97V17H95ZM110 18V17H109ZM111 18H113V17H111ZM111 18H110V20H111ZM133 18H135V17H133ZM138 18V19H139ZM142 18V17H141ZM189 18V19H190ZM226 18V17H225ZM39 19V20H38ZM44 20L43 21H41V25H42V23L43 22H46L45 21V18H43ZM54 19V18H53ZM50 20V22L49 23H51V25L53 24L54 25V23L53 22H51V21H54L55 22V20ZM58 19V18H57ZM98 19V18H97ZM106 19L107 18H105L104 19V21L103 22H105L106 23ZM124 19H125V17H124ZM123 19V20H124ZM127 20L129 19V18H126ZM137 19V18H136ZM190 19V20H191ZM196 19V18H195ZM194 19V20H195ZM220 19V18H219ZM226 19H228L229 20V18H226ZM240 19H241V17H240ZM240 19L238 20L239 22H240ZM243 19V18H242ZM5 21H6V19H4ZM16 20H17V18H16ZM28 20V19H27ZM59 20V19H58ZM90 20H93V18H91ZM89 20V21H90ZM100 20H101V17H100ZM108 20V19H107ZM114 20H115V18H114ZM135 20V19H134ZM134 20H132L133 22H134ZM140 20V19H139ZM139 20H138V22H139ZM193 20V21H194ZM198 20H200L199 18H198ZM221 20H222V18H221ZM228 20H226V22L224 21V23L226 24L227 22H228ZM236 20V19H235ZM245 20H246V18H245ZM249 20H250V18H249ZM251 20H252V22H253V19H252V17H251ZM250 20V21H251ZM60 21V20H59ZM109 21V20H108ZM112 22H113V20H111ZM126 21V20H125ZM124 21V22H125ZM129 21V20H128ZM131 21V20H130ZM132 21L130 22V23H128V24H132ZM192 21V20H191ZM195 21H197V19L195 20ZM232 21V19H230V22ZM248 21V20H247ZM246 21V23H248ZM260 21V20H259ZM15 22V21H14ZM34 22V21H33ZM56 22H58L57 20H56ZM64 22V20L62 21V23ZM86 22V21H85ZM92 22V24H93V21H91ZM94 22H96L95 20H94ZM103 22L101 23L102 25H103ZM111 22V23H112ZM117 22V21H116ZM119 22H120V20H119ZM122 22V21H121ZM120 22V23H121ZM141 22V21H140ZM139 22V23H140ZM144 22V21H143ZM151 22V21H150ZM149 22V23H150ZM188 22V21H187ZM198 22V21H197ZM199 22H201V21H199ZM215 22V21H214ZM214 22H212V23H214ZM219 22V21H218ZM221 22V21H220ZM219 22V23H220ZM230 22H228V23H230ZM234 22V21H233ZM232 22V23H233ZM237 22V21H236ZM242 22V21H241ZM257 22H258V20H257ZM17 23V22H16ZM16 23H14L16 26H14V28L15 27H18L17 26V24ZM59 23V22H58ZM57 23V24H58ZM110 23V24H111ZM115 23V22H114ZM119 23V24H120ZM135 23H137V22H135ZM139 23H138V25L137 24H135L136 26H139ZM142 23V22H141ZM140 23V24H141ZM145 23H147V22H145ZM217 22H215V24H216ZM218 23V24H219ZM221 23H223V22H221ZM220 23V24H221ZM224 23L222 24V27H224L223 25H224ZM232 23H230V24H232ZM238 23V22H237ZM24 24V23H23ZM27 24H28V22H27ZM30 24V23H29ZM28 24V25H29ZM36 24V23H35ZM47 24L48 23H46V27H47ZM124 24V23H123ZM127 24V25H128ZM134 24V23H133ZM153 24V25H154ZM189 24H191V23H189ZM192 24H193V22H192ZM219 24V25H220ZM264 24V23H263ZM51 25H50V28L49 29H51L52 27H51ZM76 25V26H75ZM91 25V24H90ZM97 25V24H96ZM108 24H106V26H107ZM112 25V24H111ZM121 25V24H120ZM119 25V26H120ZM143 25V24H142ZM146 25V24H145ZM152 25V24H151ZM218 25V26H219ZM228 26H229V24H227ZM233 25V24H232ZM236 25V24H235ZM246 25V24H245ZM250 25V24H249ZM254 25V24H253ZM259 25V24H258ZM32 26H33V24H32ZM36 26L38 27V25L36 24ZM36 26H34V28L36 27ZM55 26V25H54ZM56 26H58V25H56ZM55 26V27H56ZM63 26H64V24H63ZM93 26V25H92ZM117 25H115L114 27H116ZM126 26V24L124 25V27ZM131 26V25H130ZM190 26V25H189ZM192 26V25H191ZM193 26H194V24H193ZM192 26V27H193ZM195 26H197V24L195 25ZM202 26H200V27H202ZM234 26V25H233ZM232 26V27H233ZM6 27V26H5ZM45 27V26H44ZM83 27V26H82ZM87 27H89V26H87ZM91 27V26H90ZM94 27V26H93ZM103 27H105V26H103ZM102 26L100 27V29L101 28H103ZM110 26L108 25L107 26V28L110 30V28H109ZM120 27H122V26H120ZM124 27H122L121 29H123ZM127 27L128 26H126V28L125 29H127ZM134 27V26H133ZM144 26H142V28H143ZM149 27V26H148ZM154 27H155V25H154ZM199 27V26H198ZM220 27V26H219ZM226 27V26H225ZM224 27V28H225ZM229 27H231V26H229ZM231 27V28H232ZM238 27V26H237ZM250 27V26H249ZM257 27V26H256ZM7 28H9V27H7ZM11 28V27H10ZM12 28L14 31L17 29V28ZM39 28H41V26L39 25ZM38 28V30H40ZM54 28V27H53ZM53 28H52V31L51 32H54L53 31ZM80 28V27H79ZM112 28V27H111ZM137 28H139V27H137ZM194 28V27H193ZM196 28V27H195ZM216 28H218L217 26H216ZM215 28V29H216ZM222 29V28H220V29H222V30H225V29ZM231 28H229L228 30H230ZM246 28V27H245ZM251 28V27H250ZM5 30H9V29H6V28H4ZM30 29V28H29ZM42 29V28H41ZM56 29V28H55ZM54 29V30H55ZM89 29V28H88ZM107 29V30H108ZM118 29V28H117ZM131 29H133L132 27H131ZM136 29V28H135ZM147 29V28H146ZM149 29V28H148ZM147 29V30H148ZM190 29V30H189ZM233 29V28H232ZM235 29H236V26H235ZM238 29H239V27H238ZM247 29V28H246ZM245 29V30H246ZM252 29H253V27H252ZM262 29V28H261ZM13 30L11 31V32H9V34L7 33V31L5 32V34H8V36L10 35V33L12 34V33H14L13 32ZM17 30H19V29H17ZM22 30V29H21ZM31 30V29H30ZM46 30V29H45ZM48 30V29H47ZM46 30V33L49 31H47ZM80 30V29H79ZM84 30V29H83ZM102 30V29H101ZM104 30H106V29H104ZM103 30V31H104ZM116 29H114V31H115ZM191 30H193L192 32H191ZM196 30V32L198 33V31L200 30V28H199V30H197V28L195 29ZM217 30V29H216ZM221 30V31H222ZM227 30V31H228ZM237 30V29H236ZM235 30V31H236ZM239 30H241V29H239ZM4 31V30H3ZM61 31V30H60ZM100 30H98V32H99ZM113 31V30H112ZM118 31V30H117ZM120 32L121 31H123V30H119ZM126 31H130V29L129 30H126ZM125 31V32H126ZM142 31V30H141ZM220 31V32H221ZM226 31V30H225ZM230 31H232V30H230ZM238 31V30H237ZM242 31V30H241ZM240 31V33H241V37L243 38V33L245 32H241ZM254 31H256V30H254ZM258 31V30H257ZM65 32V31H64ZM79 32V31H78ZM77 32V33H78ZM82 32V31H81ZM84 32V31H83ZM88 32V31H87ZM105 32H108V31H105ZM110 32V31H109ZM124 32V31H123ZM130 32H134V31H130ZM137 32V31H136ZM139 32H140V29H139ZM139 32L136 34V36H138L139 35ZM143 32H144V29H143ZM150 32V31H149ZM152 32H154V30H152ZM215 32V31H214ZM224 32V31H223ZM223 32H221V33H223ZM229 32V31H228ZM19 33H20V31H19ZM50 33V32H49ZM104 33V32H103ZM111 33L112 32H110L109 34L111 35ZM113 33H115V32H113ZM127 33V32H126ZM125 33V34H126ZM159 33V35H157ZM191 33V34H190ZM221 33H218L219 35H221ZM247 33H249V32H246L245 34H247ZM250 33H251V31H250ZM260 34H261V32H259ZM15 34V33H14ZM23 34V33H22ZM34 34V33H33ZM44 34V33H43ZM55 34H57L56 32L54 33V35ZM63 34V33H62ZM81 34V33H80ZM86 34V33H85ZM89 34H92V33H89ZM94 34V33H93ZM97 34V33H96ZM101 34H102V32H101ZM106 34V33H105ZM122 34V33H121ZM135 34V33H134ZM150 34V37H149V39H152L151 38V34H153V33H149ZM155 34H154V37H155ZM193 34H195V35H193ZM225 34V33H224ZM223 34V35H224ZM227 34V33H226ZM229 34V33H228ZM227 34V35H228ZM235 34V33H234ZM233 34V31H232V35H234ZM237 34V33H236ZM255 34V33H254ZM253 34V35H254ZM2 35V34H1ZM21 35V34H20ZM23 35H25V34H23ZM48 35V34H47ZM52 35L53 34H51L50 36L52 37ZM95 35V34H94ZM103 35V34H102ZM112 35H114V34H112ZM140 35H145V32H144V34H140ZM223 35H222V37H223ZM247 35H250V34H247ZM246 35V36H247ZM251 35H252V33H251ZM16 36V35H15ZM14 36V37H15ZM29 36V35H28ZM84 36V35H83ZM90 36V35H89ZM98 36H101V35H98ZM106 36V35H105ZM118 36H120L122 39H123V37L122 36H126V35H118ZM128 36V35H127ZM133 36H135V35H133ZM135 36V37H136ZM197 36H199V35H197ZM215 36H217V35H215ZM244 37V39L245 38H250L249 36L248 37ZM255 36V35H254ZM253 36V37H254ZM257 36V35H256ZM255 36V37H256ZM11 37V36H10ZM56 37V36H55ZM54 37V38H55ZM85 37H86V35H85ZM91 37H94L93 35L92 36H90V38ZM108 36H106V39H108L107 38ZM111 37V36H110ZM116 37V36H115ZM131 37V36H130ZM145 37V36H144ZM147 37V36H146ZM155 37V38H156ZM176 37H177V39H176ZM221 37V36H220ZM227 37H229V36H227ZM233 38H234V36H232ZM231 37V38H232ZM239 37V36H238ZM259 37V36H258ZM16 38V40L18 39L17 37H15ZM21 38V37H20ZM25 38V37H24ZM48 38H49V36H48ZM102 38H104L103 36H102ZM101 38V39H102ZM117 38V37H116ZM125 38V37H124ZM132 38V37H131ZM140 39V37H136V39ZM219 38V37H218ZM224 38V37H223ZM230 37L229 38H227L228 40L229 39H231ZM237 38V37H236ZM261 38V37H260ZM1 39H2V37H1ZM41 39V38H40ZM39 39V40H40ZM52 39H53V37H52ZM94 38H92L91 40L92 41H94L93 40ZM110 39L111 38H109V42L111 43L112 41H114L113 39H112V41H110ZM115 39V38H114ZM138 39V40H139ZM144 38L142 37V39L141 40H143ZM148 39V40H149ZM160 39V40H159ZM241 39V38H240ZM251 39V38H250ZM3 40H8V39H3ZM10 41H12V43L14 42L13 40H11V39H9ZM9 40L7 41L8 42V44H9ZM22 40V39H21ZM79 40V39H78ZM87 40V39H86ZM85 40V41H86ZM97 40L98 39H96V42H97ZM103 40H105V38L103 39ZM117 40V39H116ZM115 40V41H116ZM119 40V39H118ZM125 40V39H124ZM135 40V39H134ZM219 41H221V39H218ZM262 40V39H261ZM264 40V39H263ZM1 41V40H0ZM48 41V40H47ZM52 41V40H51ZM57 41H59L58 39H57ZM84 41V42H85ZM106 42H107V40H105ZM104 41V42H105ZM129 41H133V40H129ZM137 41V40H136ZM158 41H157V45L159 46V44H158ZM224 41V40H223ZM222 41V42H223ZM227 41V40H226ZM232 41V40H231ZM234 41H237V40H234ZM243 41V40H242ZM245 41H248V39H246ZM251 42H252V40H250ZM69 42H72V43H69ZM79 42V41H78ZM82 42V41H81ZM91 42V41H90ZM95 42V41H94ZM99 42V41H98ZM119 41H117V42H115V44L116 43H118ZM141 42V41H140ZM139 42V43H140ZM144 42V41H143ZM155 42V41H154ZM221 42V43H222ZM259 42V41H258ZM19 43H23V40H22V42H19ZM26 42L24 41V45H27V44H25ZM48 43V42H47ZM46 43V44H47ZM56 43V42H55ZM77 43V42H76ZM120 43V42H119ZM132 43V42H131ZM142 43V42H141ZM150 43V42H149ZM228 43H231V42H229L228 41ZM227 43V44H228ZM237 43H239L240 44V42H239V40H238V42ZM245 43V45H247L246 44V42H244ZM50 44V43H49ZM58 44H60V43H58ZM70 44H73V45H70ZM80 44V43H79ZM93 44V43H92ZM99 44H101L102 45V43L101 42H99ZM108 44V43H107ZM106 44V46L107 47H109L108 45ZM122 44H123V42H122ZM127 44V43H126ZM129 44V43H128ZM138 43H136V45H137ZM143 44V43H142ZM146 44V43H145ZM151 44L152 45H154L153 43H152V40H151ZM178 44V45H177ZM224 44V43H223ZM234 44H236V42L234 43ZM248 44H249V42H248ZM24 45H19V44H15V46H16V48L19 50V51H23L24 53L23 54H27V52L28 51H24V49L23 48H25L26 49V47L27 46H24ZM36 45H37V43H36ZM66 45V44H65ZM101 45H96V46H98V47H100ZM104 46H102V47H105V44H103ZM119 45V47L118 48H120V44H118ZM133 45V44H132ZM162 45V46H163ZM218 45V44H217ZM221 45V49L222 50H224L223 49V47H222V44H220ZM232 45V44H231ZM230 45V46H231ZM249 45H251V47H252V44H249ZM257 45V43L256 44H254V46H256ZM261 45V44H260ZM15 46H14V48H15ZM41 47V45H38V47ZM51 46H53V44H51ZM78 46V45H77ZM82 46V45H81ZM95 45H93V47H94ZM111 46V45H110ZM138 46V45H137ZM147 46V45H146ZM232 46H234V45H232ZM237 46H239V45H237ZM244 46V45H243ZM264 46V45H263ZM7 47V46H6ZM13 47V46H12ZM12 47L10 48L11 50H12ZM59 47V46H58ZM63 47V46H62ZM61 47V48H62ZM86 47V46H85ZM112 47V46H111ZM117 47V46H116ZM125 47V46H124ZM129 47V46H128ZM181 47V46H180ZM181 47V48H182ZM217 48H219L220 49V47H218V46H216ZM226 47H228V46H226ZM242 48V46H239V48ZM245 47V46H244ZM257 47H258V45H257ZM2 48V49H1ZM19 48H22V50L21 49H19ZM27 48H29V47H27ZM31 48V47H30ZM34 48H36V47H34ZM42 48V47H41ZM52 49L54 48V46L53 47H51ZM67 48V49H66ZM65 49L66 50H68V52L70 53H67L66 51V53H65V55L66 54H68V55H72V57H73V55H74V50H76V49H73V48H75V47H73L72 48V51H74V52H72V51H70V48L69 47H66ZM78 48H79V46H78ZM88 48V47H87ZM91 48H92V45H91ZM95 48V47H94ZM129 48H131V46L129 47ZM133 48V47H132ZM135 48H136V46H135ZM156 48H159L158 50H161V47H156ZM163 48H164V46H163ZM162 48V51H164V49ZM181 48H180V51H181ZM233 48V47H232ZM231 47L229 48L230 50L232 49ZM237 48V47H236ZM237 49V50H240V49ZM247 48L249 49V47H248V45H247ZM246 47H245V49H247ZM60 49V48H59ZM64 49V48H63ZM63 49H61V50H63ZM81 49V48H80ZM79 49V50H80ZM95 49H97V48H95ZM122 49H124V48H122ZM138 49V48H137ZM145 49V48H144ZM221 49H220V51H221ZM225 49H228V48H225ZM243 49V48H242ZM245 49H243V50H245ZM254 49V48H253ZM14 50V49H13ZM26 50H28V49H26ZM38 49L36 48V51H37ZM39 50H40V48H39ZM55 50V48L51 51V52H53ZM90 50V49H89ZM92 50V49H91ZM100 50V49H99ZM99 50H98V52H99ZM106 50V49H105ZM108 50V49H107ZM147 50V49H146ZM155 50V49H154ZM250 50V49H249ZM50 51V50H49ZM82 51V50H81ZM86 51V50H85ZM97 51V50H96ZM102 51V50H101ZM103 51H104V48H103ZM129 51V50H128ZM140 51V50H139ZM184 51V50H183ZM182 51V52H183ZM255 51V50H254ZM2 52H3V45L1 46L0 45V53L2 54ZM15 52V51H14ZM26 52V53H25ZM40 52H42V51H40ZM60 52H62V51H60ZM72 52V53H71ZM80 52V51H79ZM78 52V53H79ZM88 52H90V51H88ZM93 52V51H92ZM91 52V53H92ZM105 52V51H104ZM103 52V53H104ZM107 52V51H106ZM131 52V51H130ZM130 52H127V53H130ZM156 52H157V49H156ZM227 52V51H226ZM240 52V51H239ZM248 52V51H247ZM12 53V52H11ZM82 53H84V49H83V52ZM102 53V54H103ZM230 53V52H229ZM229 53H227V54H229ZM237 53V52H236ZM235 53V54H236ZM0 54V55H1ZM20 55V57H21V54L22 53H19ZM42 54V53H41ZM54 54V53H53ZM76 54V53H75ZM85 54V53H84ZM95 54V53H94ZM98 54V53H97ZM101 54V55H102ZM143 55L145 54V52L144 53H142ZM163 54H165V55H163ZM183 54H184V52H183ZM245 54V53H244ZM244 54H243V56H241V57H244ZM257 54V53H256ZM29 55V54H28ZM52 55V54H51ZM65 55H64V57H65ZM68 55H66L67 57H65V58H67V59H65V58H63L62 57V59L64 60V61H62V59H61V57H60V60L61 61H59L58 59V62H60V65H64V66H61V67H64V68H62V69H65V66L67 67V65H68V69H65V71H66V75H65V77L67 76V72L68 73H70V71L71 70H69L70 68L69 67H72V65L71 66H69L70 64H71V61H73L72 63L73 64H75V65H77V64H81L82 65V63H81V61H80V59L81 58H83L82 57V55L81 56H79V54H77V55H74V60H73V58L71 57V56H68ZM100 55V54H99ZM104 55H106L105 53H104ZM103 55V56H104ZM131 55V54H130ZM159 55V54H158ZM161 55V54H160ZM179 55H182V54H179ZM178 55V56H179ZM186 55V54H185ZM185 55H182V56H184V58H185ZM229 55H233L232 53L231 54H229ZM3 56V55H2ZM19 56H16V54H15V57H19ZM24 56V55H23ZM75 56H78V57H76L77 59H75ZM87 56H88V54H87ZM93 56H95V55H93ZM98 56V55H97ZM96 56V57H97ZM117 56H118V54H117ZM119 56H120V54H119ZM124 55H122V57H123ZM142 56V55H141ZM157 56V55H156ZM165 56V57H164ZM169 56V57H168ZM188 56V55H187ZM234 56V55H233ZM239 56V55H238ZM263 56V55H262ZM27 57V56H26ZM42 57V56H41ZM40 57V58H41ZM45 57H46V55H45ZM71 57V58H70ZM81 57V58H80ZM90 57H91V55H90ZM105 57V56H104ZM135 57V56H134ZM138 57V56H137ZM154 57V56H153ZM226 57H229V56H227L226 55ZM260 57V56H259ZM1 58H3V57H1L0 56V59ZM28 58V57H27ZM39 58V57H38ZM40 58H39V60H38V62L37 63H39L40 62ZM43 58V57H42ZM41 58V59H42ZM54 57H52L51 58V60L53 59ZM56 58V57H55ZM69 58V59H68ZM78 58H79V60H78ZM98 59H100L101 57H97ZM141 58V57H140ZM159 58V57H158ZM188 58V57H187ZM186 58V59H187ZM192 58V57H191ZM198 59H199V57H197ZM246 58V57H245ZM245 58H244V60H245ZM249 58V57H248ZM247 58V59H248ZM255 58H257V57H255ZM264 58V57H263ZM21 59V58H20ZM46 59V58H45ZM71 59V60H70ZM84 59V58H83ZM91 59V58H90ZM93 59H95V58H93ZM97 59V60H98ZM104 59V58H103ZM102 59V60H103ZM110 59V58H109ZM120 59H121V57H120ZM129 59V58H128ZM139 59V58H138ZM150 59V58H149ZM161 59V58H160ZM179 59H181V57H179ZM178 59V60H179ZM183 59V58H182ZM185 59V61L186 62H188L187 60ZM192 59H196V58H192ZM223 59H225V56L223 57ZM221 60V62H223L224 60ZM226 59H228V58H226ZM243 59V58H242ZM1 60H3V59H1ZM0 60V62L2 63V61ZM24 60V59H23ZM57 60H52V61H55L56 63H57ZM75 60L77 61V62H75ZM85 60H88L87 58H85ZM85 60L84 61H82L83 63L85 62ZM97 60L95 59V62H97ZM114 60V59H113ZM136 60V59H135ZM146 60H147V58H146ZM150 60H152V59H150ZM159 59H157V61H158ZM188 60H190V58L188 59ZM197 60V59H196ZM195 60V61H196ZM229 60H231V59H229ZM255 60V59H254ZM30 61V60H29ZM46 60H41V62H45ZM50 61V60H49ZM49 61L48 62H46V63H49ZM88 61H90V62H87L86 61V63L87 64H89L90 63V66H91V64H93V65H95L94 63H93V61L92 60H88ZM91 61H92V63H91ZM103 61H106V60H103ZM103 61H101L102 63H103ZM123 61V60H122ZM127 61H129V60H127ZM130 61H132L131 60V58H130ZM140 61V60H139ZM145 61V60H144ZM164 61V60H163ZM184 60H182V62H183ZM242 61V60H241ZM241 61H239V62H241ZM250 61V60H249ZM262 61H264L263 59H262ZM39 63V64H42V63ZM51 62V61H50ZM55 62H51V64L52 65H50L52 68H55V69H58L57 67L59 66V63H57L56 65H58L57 67H54V63ZM61 62H64V64H62ZM100 62V63H101ZM114 62V61H113ZM120 62V61H119ZM119 62H117V63H119ZM141 62V61H140ZM143 62V61H142ZM146 62V61H145ZM149 62V61H148ZM155 62V61H154ZM170 62V61H169ZM175 62H177V60L175 61ZM179 62V61H178ZM178 62H177V64H178ZM248 62V61H247ZM254 62V61H253ZM27 63V62H26ZM98 63V62H97ZM99 63V64H100ZM108 63V62H107ZM125 63V62H124ZM150 63V62H149ZM163 63V62H162ZM179 63H181V60H180V62ZM189 63V62H188ZM244 63H245V61H244ZM255 63H257V62H255ZM105 64V63H104ZM109 64V63H108ZM138 64V63H137ZM144 64V63H143ZM158 64V63H157ZM183 64V63H182ZM182 64H181V66H182ZM184 64H185V62H184ZM184 64H183V66H184ZM224 64V63H223ZM233 64V63H232ZM235 64H237V63H235ZM251 64V63H250ZM249 64V65H250ZM2 65V64H1ZM23 65V64H22ZM43 65H44V63H43ZM43 65H40L41 67L43 66ZM48 65V64H47ZM55 65V66H56ZM84 65V64H83ZM101 65V64H100ZM99 65V66H100ZM114 65V64H113ZM118 65V64H117ZM117 65H115V66H117ZM123 65V64H122ZM136 65V64H135ZM142 65V64H141ZM152 65V64H151ZM150 65V66H151ZM164 65V64H163ZM180 65V64H179ZM228 65H230V64H228ZM259 65V64H258ZM17 66H18V64H17ZM80 66V65H79ZM79 66H76V67H78V69L76 68V67H72L73 69V71H71V74L73 73V75L75 74L76 75V73H78V72H80V74L79 75H77V76H75L76 77V79H77V77L78 76H80V78H81V76H82V69L81 68H83L82 66L79 68ZM96 66V65H95ZM95 66H93V68L95 67ZM107 66V65H106ZM109 66V65H108ZM121 66V65H120ZM119 66V67H120ZM126 66V65H125ZM148 66V65H147ZM232 66V65H231ZM241 66V65H240ZM33 67V66H32ZM45 67H47V66H45ZM50 67V68H51ZM60 67V66H59ZM85 67V66H84ZM87 67V66H86ZM86 67H85V69H86ZM89 67V66H88ZM92 67V66H91ZM91 67H90V69H91ZM105 66L103 65V68H104ZM139 67V66H138ZM142 67H144V66H142ZM170 67V66H169ZM175 67V66H174ZM250 67V66H249ZM248 67V68H249ZM74 68H75V70H74ZM96 68H98V67H96ZM108 68V67H107ZM106 68V69H107ZM112 68H113V66H112ZM131 68V67H130ZM141 68V67H140ZM145 68H146V66H145ZM158 68H159V66H158ZM162 68V67H161ZM181 68H183V67H181ZM185 68V67H184ZM233 68H234V66H233ZM232 68V69H233ZM239 68V67H238ZM77 69V70H76ZM88 69V68H87ZM86 69V70H87ZM89 69V70H90ZM100 69H102V66H101V68ZM115 69V68H114ZM119 69V68H118ZM123 69V71H124V67L122 68ZM147 69V68H146ZM222 69V70H221ZM225 69V68H224ZM252 69V68H251ZM39 70V69H38ZM51 70V69H50ZM79 70V71H78ZM83 70H84V68H83ZM93 70V71H92ZM92 70H90L89 72H90V90L88 89V87L86 88V90L88 89L90 92H88V96H89V93H90V95H93V89H96L98 86H101V88H103V91H104V89H105V87H106V89H107V91H111V87H113L114 86V84H111L110 82H113V81H124V82H126L127 80H130V81H132L133 82V79H135V77L134 76H131V78H130V75H126L125 73L124 74H122V72L120 73V74H116V73H113V74H111L112 72H105V70L104 71H102V72H98L97 73V71L96 72H94V69H92ZM98 70V69H97ZM103 70V69H102ZM109 70V69H108ZM111 70V69H110ZM116 70V69H115ZM114 70V71H115ZM140 70V69H139ZM147 70H149V69H147ZM183 70H185V69H182V71ZM15 71H16V69H15ZM25 71V70H24ZM37 71V70H36ZM75 71H78V72H75ZM88 71V70H87ZM141 71V70H140ZM146 71V70H145ZM160 71V70H159ZM163 71V70H162ZM172 71V70H171ZM191 71V70H190ZM195 70H193V72H194ZM228 71H230V70H228ZM236 71V70H235ZM239 71V70H238ZM241 71V70H240ZM244 71H246V70H244ZM252 71V70H251ZM262 71H264V70H262ZM2 72V71H1ZM0 72V74H1V76H2V73ZM54 72H56V71H54ZM58 72V71H57ZM125 72V71H124ZM188 72V71H187ZM192 72V71H191ZM232 72V71H231ZM253 72V71H252ZM4 73V72H3ZM24 73V72H23ZM44 73V72H43ZM58 73H60V70H59V72ZM58 73H55L57 76H58V78H59V75H58ZM63 73V72H62ZM164 73V72H163ZM168 73V72H167ZM197 73V72H196ZM196 73H194V74H196ZM224 73V72H223ZM228 73V72H227ZM247 73V72H246ZM32 74V73H31ZM45 74V73H44ZM54 74V75H55ZM128 74V73H127ZM166 74V73H165ZM179 74V73H178ZM188 74V73H187ZM190 74H192V73H190ZM189 74V75H190ZM50 75V74H49ZM48 75V76H49ZM55 75V76H56ZM73 75H70V74H68V77L70 78V76H71V81H73L74 79H75V77H72ZM226 75V74H225ZM39 76V75H38ZM56 76V77H57ZM143 76H145V75H143ZM142 76V77H143ZM234 76V75H233ZM23 77V76H22ZM37 77V76H36ZM41 77H43V76H41ZM64 77V76H63ZM83 77V76H82ZM88 77V76H87ZM127 77H129L130 79H128ZM134 77V78H133ZM138 77V76H137ZM239 77V76H238ZM237 77V78H238ZM244 77V76H243ZM18 78V77H17ZM32 78V77H31ZM44 78V77H43ZM57 78V80H59ZM68 78V79H69ZM74 78V79H73ZM133 78V79H132ZM187 78H188V76H187ZM232 78V77H231ZM231 78H230V81H232L231 80ZM241 78V77H240ZM246 78V77H245ZM247 78H249V77H247ZM246 78V80H249V79H247ZM4 79V78H3ZM6 79V78H5ZM26 79V78H25ZM70 79L69 80H66V83L68 82V81H70ZM73 79V80H72ZM83 79V78H82ZM142 79V78H141ZM239 79V78H238ZM252 79V78H251ZM1 80H2V77H0V87H1V83H3V82H1ZM23 80V79H22ZM27 80V79H26ZM41 80V79H40ZM45 80V79H44ZM51 80V79H50ZM65 80V79H64ZM63 80V83L62 84H60L61 85V88H62V85L64 86L65 84H64V81ZM78 80V79H77ZM126 80V81H125ZM139 80V79H138ZM237 80V79H236ZM241 80V79H240ZM243 80H244V78H243ZM47 81V80H46ZM60 81V83L62 82V80H59ZM58 81V82H59ZM86 81V80H85ZM129 81V82H130ZM135 81V80H134ZM239 81V80H238ZM251 81V80H250ZM8 82V81H7ZM30 82V81H29ZM40 82V81H39ZM81 82V81H80ZM124 82H122V83H124ZM128 82V81H127ZM131 82V83H132ZM221 82H222V84H221ZM234 82V81H233ZM254 83H255V81H253ZM46 83V82H45ZM48 83V82H47ZM68 83H71V82H68ZM73 83V82H72ZM71 83V84H72ZM74 83H78V82H75V80H74ZM88 83V82H87ZM109 83L112 85H109ZM118 83V82H117ZM240 83H241V81H240ZM245 83H246V81H245ZM36 84H38V83H36ZM71 84H68V86L70 85L71 86ZM116 84V83H115ZM120 84V87H119V85H118V87H117V90H119V91H121V90H123V89H127V87L128 86H126V87H123V86H125L126 84L124 83L123 84V86H121L122 84L121 83H119ZM173 84V83H172ZM199 84V85H200ZM248 84V83H247ZM42 85V84H41ZM47 85V84H46ZM56 85H58V92H61V88H60V86H59V84H56ZM83 85V84H82ZM84 85H86V84H84ZM110 86V90H108V88H109V86ZM130 85V84H129ZM143 85H145V84H143ZM169 85V84H168ZM176 85V84H175ZM198 85V86H199ZM200 85V86H201ZM234 85V84H233ZM249 85V84H248ZM247 85V86H248ZM253 85V84H252ZM256 85V84H255ZM31 86V85H30ZM38 86H39V84H38ZM68 86H64V87H66V88H68L69 89V87ZM88 86V85H87ZM93 86H95L96 88H94ZM103 86V87H102ZM138 86V85H137ZM165 86H166V84H165ZM197 86V87H198ZM224 86V87H225ZM228 86H229V84H228ZM237 86V84H235V87ZM240 86V85H239ZM25 87V86H24ZM50 87V86H49ZM73 87H75V84L73 85ZM81 87V86H80ZM108 87V88H107ZM123 87V88H122ZM133 87V86H132ZM140 87V86H139ZM173 87V86H172ZM171 87V88H172ZM242 87V86H241ZM249 88L248 89H250V86H248ZM1 88H4V87H1ZM0 88V91L2 90ZM33 88V87H32ZM37 88V87H36ZM41 88V87H40ZM66 88H64V89H66ZM114 88V87H113ZM119 88V89H118ZM122 88V89H121ZM146 88V87H145ZM171 88H168V89H171ZM180 88H181V86H180ZM201 87H198V89H196L197 91L200 89ZM237 88H239V87H237ZM237 88H235V89H237ZM49 89V88H48ZM56 89V88H55ZM81 89H83V88H81ZM80 89V90H81ZM99 89V88H98ZM97 89V90H98ZM139 89V88H138ZM148 89V88H147ZM192 89V88H191ZM225 89V88H224ZM226 89H227V87H226ZM225 89V90H226ZM228 89H232L231 87L229 88L228 87ZM242 89H244V87L242 88ZM256 88H254V90H255ZM38 90V89H37ZM36 90V91H37ZM62 90H63V88H62ZM67 90V89H66ZM66 90H63L62 92L64 93ZM71 90H72V86H71ZM73 90H75V89H73ZM72 90V92H74L75 93V91L77 90H79V87L77 88V86H76V90L75 91H73ZM85 89H83V91H84ZM99 90H102V89H99ZM98 90V91H99ZM113 90V89H112ZM116 89H114V91L112 92H110V93H114L115 92V96H118V97H116V99L117 98H125V96H121V95H126V96H128V95H131V93H129L128 94V92H129V90L127 89L126 91H128V92H126L125 90H124V92H118L117 90L115 91ZM130 90H131V88H130ZM132 90H134L133 88H132ZM151 90V89H150ZM164 90H165V88H164ZM172 90V89H171ZM170 90V91H171ZM195 90V91H196ZM202 90V89H201ZM200 90V91H201ZM224 90V91H225ZM51 92H52V90H50ZM55 91V92H54ZM53 91V93H52V95L53 94H55L56 92H57V89L56 90H54ZM69 92H70V89L68 90ZM67 91V92H68ZM83 91H81V93L83 92ZM97 91V92H98ZM103 91H101L102 92V94L104 93L105 95H106V93L105 92H103ZM106 91V90H105ZM139 91V90H138ZM148 91V90H147ZM166 91V90H165ZM168 91V90H167ZM166 91V92H167ZM169 91V92H170ZM176 91V90H175ZM174 91V92H175ZM220 91V93H222V92H224V91H222L221 92ZM232 91V90H231ZM243 91V90H242ZM244 91H246V90H244ZM48 92H49V90H48ZM47 92V94H49ZM66 92V93H67ZM68 92V93H69ZM71 92V93H72ZM87 92V91H86ZM116 92H118V93H116ZM131 92V91H130ZM163 92V91H162ZM161 92V93H162ZM173 92V91H172ZM230 92V91H229ZM236 92V91H235ZM250 91L248 90V94H250L249 93ZM1 93H3V92H1ZM0 93V132H3V133H5V135L7 134L6 132H8V134L9 133H11V132H15L16 130H18V129H21V127L23 126L24 127V125L26 124H30V125H32L35 129H37V130H39L42 134H43V136L44 137H50L52 140H53V142H52V144L53 145H55L56 146V148L57 149H59L60 151H62V154H63V157L61 158V160H60V158H59V155L57 156V155H54L53 157H51V156H49V153L47 152V150H42V149H37L36 147H34V146H31V145H29V144H26V143H24V142H22V141H18V140H14V139H11V138H4V139H0V179H2L3 181L6 179V175H7V173H9L10 171H18V172H20V173H29L30 175H32V176H29V178L30 177H34V179L36 180V183H35V185H33L32 184V186H30V187H32V189L34 190V187H36V191H37V194H36V191H35V193L32 191L31 192V189H30V191L28 190L27 191V189H24L23 190V186H20V184H17V185H19L20 187H19V189H18V193L16 192L15 194H14V192H13V194L14 195H10L9 194V192H8V190L6 189V188H4V187H1V184H0V226H5L6 227V230L5 231H2V233L5 235V237H7V236H9V237H15V238H13V239H18V238H22V237H24L25 238V236H27V237H29V236H31L30 238L32 239L33 237H34V239H36V240H40L42 243H38L39 245H40V247H37V245L35 244V243H31L30 241H28V239H26V240H24L23 238L21 239V240H23V242H24V247L25 248H27V247H30V248H27L22 254H21V256L22 257H24L25 259H27V260H29V261H35V260H37V259H40V258H42V257H44L43 255H42V257H40V258H38L40 255H41V253L43 252V250H41V248H43V245L41 246V244H45L46 246H44V248H47V249H52V250H54L55 252H56V256L58 257H56L55 259H57V263L58 264H108L107 263V261H104V260H100V261H98V260H94V259H92V253L90 252V245L88 244V243H90V242H83L84 243V247L86 248V249H89L88 251H87V253L86 254H84V252L82 251V245H81V243L79 242V235L81 234L80 233V231H78V230H76V231H74V232H72V231H69L67 228H66V226L64 225V224H56L57 225V228H53L52 226H48V229H43V230H40V228L38 229L37 227H38V225H36V223H38L37 222V216H35L34 215V203H37V202H39V203H41V204H43V206H44V204H45V202H49L50 203V201H47V199H46V197L44 196V190H43V188H45V189H49V192H50V189H53V190H59V191H61V192H63L62 194H64V196L66 197V199H65V201H63L64 202V204H63V202H61L62 203V205H61V208H60V206H59V208H60V212L61 211H63L64 212V208H63V206L66 204V207H68L67 205L69 204L70 205V202L72 203V201H81V202H88V204L90 203L92 206H93V208H96V209H98V210H100L99 212H101V213H99V217L101 218L99 221H101L102 223H103V221L104 220H108L109 222H111V225L113 224V226L114 225H116L115 227H124V222L125 221H136L138 224H139V226L140 227H142V226H145L146 228L145 229H147V231L149 230V231H151L152 230V232H154V233H156V236H157V239H158V241H163V239H160L162 236H164V234L162 233V228H160V230L158 229V228H155V225H153L152 223H150V218L149 217H147L146 216V214L147 213H145L144 214V212L142 213V212H135V211H132L131 209H129V207H128V205H127V201H128V198H129V196H131L130 194L128 195V193H125L128 189H126L125 188V190H124V186L122 187V188H120L119 190H114L113 192H110V191H106V192H104L105 190H103V191H101V190H99L98 189V186H95L96 184H90L89 182L90 181H88V183L87 182H85V181H79V179L81 178V177H79V179H78V181H77V179H74L72 176H73V174H75V175H77V174H81L82 175V173H83V175L85 176L87 173H93V171H97V167H102V168H99V170H101V171H103L104 170V173H102L101 171H99V173H102V174H105V172L106 171H108L107 169V167H109V166H107V167H105V168H107L106 169V171H105V168H104V165L102 164V166L100 165V166H93V164H94V162L96 161H98V159H97V157L99 158V159H102V157L104 156V155H102L103 154V151H102V149H101V146L99 147V143H98V145H96L97 147H99L100 148V150L102 151V152H100V150H98L97 149V147L96 146H94L92 143H91V140H89L90 141V143L94 146V147H96V149L98 150V152L101 154V158L99 157L100 155H99V153L97 152V154H98V156H96V155H94L93 156V154L94 153H91L92 154V156L93 157H95L96 159L95 160H92L90 157H92L89 153L90 152H88V150L91 148V150L92 151H94L93 149V146H88V145H86L85 144V141H84V139H83V135L82 136H80V134H79V132L80 131H82V128L80 127L81 125H82V123H80L81 125L79 126V127H77V128H80L79 130L77 129L76 130V127L75 128H71L72 126L74 127L75 125V123L76 124H78V122H77V120L79 119V117H81L82 118V116H79V114H81L82 115V113L81 112H83V110L85 109V107L83 108L82 107V111L81 110H79L80 109V104H79V100L76 102V100H75V103H77L76 105H78V109L76 108V111L77 110H79V112L80 113H78V115H76V116H79L78 117V119H76L77 117L76 116H73L74 114H77V113H72L73 112V110H74V108H73V106H75L74 104L75 103H73V104H71V105H73L72 107H68V100L66 101V99H65V96H64V98L63 99H65V101L67 102H62L60 105L61 106H64V104L63 103H65V104H67L66 106H67V108H64V110L62 111V109H63V107L61 108V107H58V105L56 106V104H55V106H56V108H49L47 105L49 104V102L47 103V104H45L46 105V107L48 108H46L45 109V107L43 108L44 110V112L45 113H43L42 112V108H40V112H39V114H37L36 113V115H35V119H33L34 118V115H32L33 116V118H26L25 116H22L23 115V113H18L19 111H17V109L15 108V106H14V104H12V103H7L8 101H6V99H4V97L6 96H4L3 94H1ZM38 93V92H37ZM45 93V92H44ZM63 93H62V95H61V93H57V95H59L60 94V98L63 96ZM66 93H64V95H66ZM73 93V94H74ZM77 93H79L80 94V92L78 91ZM109 93V92H108ZM107 93V96L109 95ZM128 95H127V94ZM140 93V92H139ZM149 93V92H148ZM165 93V92H164ZM168 93V92H167ZM234 93V92H233ZM232 93V95H233V97H231V93H230V97H226V95H225V98H227V99H223L224 101H225V103H226V105L231 109V108H233V110L231 109V111H229V110H227V111H229V112H231V114H230V116H228L229 115V113L228 114H226V116H228V119H230V120H232L234 123L233 124H237V123H235L236 121H239L240 120V116H242V115H239L238 114V111H236V108L238 107H236L235 105H236V103H237V101H236V99H235V95ZM237 93H239V92H237ZM241 93V92H240ZM239 93V94H240ZM27 94V93H26ZM73 94L72 95H69V94H67V95H69V101L71 100V96H72V98H73ZM76 94V93H75ZM79 94H76V96L77 95H79ZM95 94H97V93H95ZM101 94V95H102ZM116 94H121L120 96L119 95H116ZM132 94H135L136 96L137 95H139L138 94V92L136 91V93H133L132 92ZM141 94H143V92L141 93ZM151 94V93H150ZM166 94V93H165ZM170 94H171V92H170ZM219 94V93H218ZM226 94L227 95H229L228 93H227V91H226ZM242 94V93H241ZM28 95H30V94H28ZM36 95V94H35ZM41 95V94H40ZM85 95H86V93H85ZM99 96H100V92H99V94H98ZM111 95V94H110ZM108 96L107 98L108 99H110V97H112V96H114V95H112V96ZM135 95H131L130 97L131 98H133V97H136ZM174 95V94H173ZM180 95V94H179ZM244 95V94H243ZM10 96V95H9ZM8 96V97H9ZM34 96V95H33ZM45 96V95H44ZM51 96V94H49V96L47 95V97H50ZM79 96H81V95H79ZM79 96H78V99H79ZM84 96V95H83ZM104 96V95H103ZM140 96V95H139ZM146 96V95H145ZM148 96V95H147ZM202 96V95H201ZM221 96H223V95H221ZM239 96V95H238ZM244 96H246V95H244ZM250 96V95H249ZM26 97V96H25ZM53 97H55V100H57L58 101V99H56V95H53ZM67 97V96H66ZM85 97V96H84ZM92 96H90V98H91ZM93 97H95L94 95H93ZM97 97V96H96ZM102 96H100V98H101ZM106 97V96H105ZM105 97H102L101 98V100L102 101H104V100H106V98ZM129 97V98H130ZM150 97H151V95H150ZM170 97H171V95H170ZM219 97H220V94H219ZM41 98V97H40ZM43 98V97H42ZM74 98L76 99L77 97H75L74 96ZM73 98V99H74ZM99 98V97H98ZM105 98V99H104ZM120 98H119V101H121V100H123V99H121L120 100ZM127 98V97H126ZM126 98L124 99V101L126 100ZM129 98H127V100L129 101L130 99ZM140 98V97H139ZM141 98H142V96H141ZM222 98H224V96L222 97ZM252 98V97H251ZM254 98V97H253ZM12 99H13V97H12ZM31 99V98H30ZM34 99V98H33ZM68 99V98H67ZM92 100L94 99V98H91ZM91 99H90V113L88 112V113H86V111L87 110H85V115H89V114H91V113H94V115H96L97 116V114L95 113V112H92V111H94L95 109H98L97 107H98V105H99V103L97 104V102L96 101H94L93 100V102L91 101ZM104 99V100H103ZM135 99V98H134ZM149 98L147 97V103H145L144 105L142 104H138V105H140L141 107H139V111H141L142 112V115H144L145 116V118L147 119V118H151L150 116H151V114H153V113H158L159 112V119H161L162 120V126H160L162 129V131H163V133L162 134H165L166 136H165V140L168 142H166L168 145H169V148H167V151H166V165H167V169H168V167H170V168H172L171 166H173V164L175 165V163L176 162H180V161H176L177 159L179 160L180 159V149H179V151H177V149H176V145H178V144H176L175 145V142H174V136H175V134H174V136L172 135V132L173 133H176L177 131H172V129L173 128H175V130H177V128H179V127H177V125H178V123L176 124V127H174L173 125H171V123H170V121H171V118H173V120H176V119H174V117H173V114H174V112H175V109L176 108H174L173 107V105H174V103H173V105H172V103H171V98H169L168 97V95L165 97L164 96V94H163V102H162V106L160 105V109L158 108V107H156V108H154V106L156 105L154 102V104L155 105H153V103L151 104V105H153V106H150L149 105V103L150 102H152V101H150L151 99H149ZM169 99H171V100H169ZM241 99V98H240ZM248 99V98H247ZM32 100V99H31ZM48 100H50L49 98H48ZM54 100V99H53ZM87 100V99H86ZM86 100L84 101V102H86ZM97 100V99H96ZM101 100H97L98 102H101ZM127 100H126V102H127ZM136 100V99H135ZM134 100V101H135ZM141 100V99H140ZM161 100V99H160ZM178 100V99H177ZM197 101H199L198 99H196ZM238 100V99H237ZM254 100V99H253ZM26 101V100H25ZM37 101V100H36ZM36 101H35V104H36ZM56 101V102H57ZM62 101H64V100H62ZM111 101V100H110ZM114 101H116V100H114ZM131 101H133V100H131ZM130 101V102H131ZM133 101V102H134ZM143 101H145V100H143ZM150 101V102H149ZM181 101V100H180ZM201 101V100H200ZM239 101V100H238ZM33 102V101H32ZM42 102V101H41ZM47 102V101H46ZM53 102V101H52ZM59 102V101H58ZM73 102V101H72ZM83 102V101H82ZM94 104V102H96V108H94L95 106H93V104ZM105 102V101H104ZM104 102H101L100 103V106H102L103 107V105L106 103H104ZM125 102V105H130L131 103H126ZM136 102V101H135ZM134 102V103H135ZM158 102V101H157ZM185 101H183V103H184ZM55 103V102H54ZM71 103V102H70ZM70 103H69V105H70ZM102 103H104V104H102ZM124 103V102H123ZM185 103H187V102H185ZM193 103V102H192ZM220 103H221V101H220ZM239 103V102H238ZM243 103L244 102H242V106H243ZM28 104V103H27ZM31 104V103H30ZM33 104V103H32ZM51 104V103H50ZM63 104V105H62ZM83 103H81V105H82ZM85 104H87V103H85ZM114 104V103H113ZM159 103H157V105H158ZM197 104H198V102H197ZM201 104H199V106L201 105ZM45 105H43V106H45ZM52 105V104H51ZM54 105V104H53ZM59 105V106H60ZM84 105V104H83ZM89 105V104H88ZM107 105V104H106ZM105 105V106H106ZM115 105V104H114ZM131 105H133V103L131 104ZM130 105V106H131ZM156 105V106H157ZM240 105H241V102H240ZM246 105H248L247 103H246ZM91 106H93V108L94 109H92L91 108ZM99 106V107H100ZM109 106H111V105H108V107ZM133 106H137L136 104L135 105H133ZM182 106H185V105H182ZM220 106V105H219ZM250 106V105H249ZM39 107V106H38ZM41 107V106H40ZM89 107V106H88ZM102 107H100V108H102ZM117 107H118V105H117ZM187 108H188V106H186ZM186 107L183 109V107H181L182 108V110H181V108H180V110L181 111H183V110H185L186 109ZM192 107V106H191ZM201 107V106H200ZM241 106H239L238 108H240ZM57 108H60L61 109V114H60V110L59 109H57ZM69 108H72L73 110H69ZM110 108H112L113 109V107H110ZM119 108V107H118ZM127 110H132V108L133 107H131V108H129L128 106H127ZM136 107H134V109L133 110H138L137 108L135 109ZM159 109V111L157 110V111H155L156 109ZM178 108V107H177ZM198 108V107H197ZM241 108H243V107H241ZM246 108V107H245ZM252 108H253V106H252ZM24 109H26V108H24ZM33 109V108H32ZM55 111L54 113L52 112L53 110ZM58 110V114H60V115H58V116H60V119L58 120L57 118H56V111ZM106 109H108L107 108V106L105 107V111L103 110V114H106L108 117H109V115H111V117H113L112 118V120L114 119V116H112L114 113V109L111 111L110 109V112H112V114H109L110 112H109V110H106ZM115 109H116V106H115ZM120 109L122 110L123 108H121V106H120ZM179 109V108H178ZM178 109H177V112H178ZM69 110V111H68ZM92 110V111H91ZM99 111L101 110V109H98ZM124 110V109H123ZM122 110V111H123ZM133 110L132 111H130L131 113H134V114H132L134 117H139V116H137V113L139 112V111H134L133 112ZM187 110V109H186ZM185 110V111H186ZM239 110V109H238ZM241 111H242V109H240ZM239 110V111H240ZM256 110V109H255ZM263 110V109H262ZM22 111V110H21ZM24 111V110H23ZM28 111V110H27ZM30 111V110H29ZM68 111V112H67ZM76 111H74V112H76ZM98 111V112H99ZM102 111V110H101ZM100 111V112H101ZM108 111V114L106 113ZM116 111H117V109H116ZM97 112V113H98ZM105 112V113H104ZM118 112H119V109H118ZM117 112V113H118ZM121 112V111H120ZM120 112H119V115H120ZM135 112H136V115H135ZM140 112V113H141ZM187 113V115H188V110L186 111ZM203 112V113H204ZM243 112H245V110H243ZM243 112H241V113H243ZM261 112V111H260ZM35 113V112H34ZM51 113L55 116V118L54 119H56V120H52V118H50L51 117ZM68 113L69 114H71L72 113V115H68ZM101 113V117L103 116V114ZM122 113H125V112H122ZM121 113V114H122ZM126 113H128V112H126ZM130 113V114H131ZM179 113V112H178ZM181 113V112H180ZM183 113L184 112H182L181 113V116L179 117V118H183ZM217 113V112H216ZM255 113H257V112H255ZM259 113V112H258ZM29 114V113H28ZM99 114L100 113H98V117H100L99 116ZM176 114V113H175ZM185 114V113H184ZM185 114V115H186ZM199 114V113H198ZM221 114V113H220ZM223 114V113H222ZM248 114V113H247ZM247 114H245V115H247ZM264 114V113H263ZM27 115V114H26ZM53 115H52V117H53ZM117 115V114H116ZM124 115V114H123ZM131 115V116H132ZM141 115V116H142ZM155 116H153V122H154V120L155 119H158V118H156V114H154ZM178 115V114H177ZM184 115V116H185ZM210 115H209V117H210ZM219 115V114H218ZM30 116H31V112H30ZM67 116L69 117H75V123H73L71 126H70V124L68 123L69 121H71V120H69L68 118H67ZM90 116H93V114L92 115H89V118H94V120H98V122L100 121V120H102V119H100V118H98V117H96V116H93V117H90ZM125 116H126V114H125ZM143 116V117H144ZM203 116V115H202ZM211 116H213V115H211ZM254 116V115H253ZM21 117H22V119H21ZM29 117V116H28ZM84 117V116H83ZM86 117V116H85ZM106 116L104 115L103 116V118H105ZM107 117V118H108ZM117 117H119L118 115H117ZM122 117V116H121ZM127 117L129 118L130 116H128L127 115ZM127 117H123L124 119L125 118H127ZM143 117H140L139 119L137 118V119H135V118H133V117H131L134 121H136V120H139V121H142V122H136V124L138 123V125L140 124V123H142L143 124V120H142V118ZM155 117V118H154ZM177 117V116H176ZM185 117H188V116H185ZM218 117V116H217ZM222 117V116H221ZM220 117V118H221ZM255 117V116H254ZM253 117V118H254ZM26 118V119H25ZM80 118V119H81ZM87 118V117H86ZM88 118V120L90 121L91 119H89ZM96 118V119H95ZM107 118H105L104 120H106ZM110 118V117H109ZM109 118L107 119L108 120V123H112V120L110 119V122H109ZM115 118H116V116H115ZM122 118V119H123ZM188 118H190V117H188ZM188 118H184V121H183V123H187V121L189 120ZM248 118V117H247ZM259 118V117H258ZM69 121H68V120ZM74 119V118H73ZM84 119L85 118H83V119H81V121L83 120L84 121ZM121 119V121H123L124 122V120H122ZM146 119H144L145 121H144V124H146V123H148V126H149V123H151L150 125H152V121H146ZM158 119V120H159ZM193 119V118H192ZM217 119V118H216ZM256 119V118H255ZM264 119V118H263ZM58 120V121H57ZM94 120H92V121H94ZM106 120V121H107ZM119 120H120V117H119ZM130 122H131V120H130V118L128 119ZM133 120H132V122H133ZM158 120L156 121V123L158 122ZM185 120H187V121H185ZM191 120V119H190ZM201 120V119H200ZM205 120V122H206V124L209 126V128H208V130L210 131V133L211 134H208L207 132V130H204L209 136L211 135V137H212V139H213V141L215 142H213L214 143V145H215V147H214V145H213V147H214V151H213V155H214V157L218 160V162L220 163V168L221 169H223V170H225V158H224V156L225 155H223V157H222V155H221V153L218 151V143H219V141H218V137L217 136H219V133H218V135H216L217 134V129L219 128H217V124H215L214 123V121L212 120V119H209V120H212V121H209V120H207L206 121V119H204ZM220 120V119H219ZM243 120V119H242ZM242 120H241V122H238V124L240 125V123H241V126H242V124H243V122H242ZM246 120V119H245ZM251 120V119H250ZM259 120V119H258ZM78 121H80V120H78ZM82 121V122H83ZM106 121H103L102 120V122L100 121V125H102V123L103 124H105L104 122H106ZM195 121V120H194ZM199 121V120H198ZM229 121V120H228ZM261 121H262V119H261ZM264 121V120H263ZM72 122H74V120L72 121ZM91 122V121H90ZM117 122V121H116ZM119 122V121H118ZM122 122V123H123ZM126 122V121H125ZM129 123V124H133L134 125V123ZM146 122V123H145ZM171 122H173V124H175L174 122L175 121H171ZM177 122V121H176ZM189 122V124L190 125H192V121H191V123H190V121H188ZM210 122V123H209ZM216 122V121H215ZM219 122V121H218ZM230 122V121H229ZM228 122V123H229ZM249 122V121H248ZM248 122H245V123H248ZM252 122V121H251ZM254 122V121H253ZM97 122H93V124H96ZM114 123V122H113ZM113 123H112V125H113ZM128 123V122H127ZM183 123H182V120H181V122H179V124H182L183 125ZM194 123V122H193ZM231 123V122H230ZM244 123V124H245ZM260 123V122H259ZM258 123V124H259ZM86 123H83V125H82V127L85 129V127L86 126H84ZM87 124H88V121H87ZM98 124V125H99ZM116 124V123H115ZM120 124H121V122H120ZM141 124V125H142ZM159 124V123H158ZM161 124V123H160ZM159 124V125H160ZM188 124V125H189ZM226 124V123H225ZM70 127H69V126ZM89 125V124H88ZM87 125V126H88ZM97 124H96V126H98ZM133 125H131V127L133 128ZM147 125V124H146ZM185 125V124H184ZM199 125L201 126V123L199 122ZM220 125V124H219ZM230 126L232 125V124H229ZM248 125H250V124H248ZM248 125H246V126H248ZM29 126V125H28ZM92 126H94V125H92V124H90V128L89 127H86V128H89V130L90 131H96V129H94V127H92ZM114 126V125H113ZM134 126H136L137 127V125H134ZM181 126V125H180ZM206 126V125H205ZM224 126V125H223ZM227 126V125H226ZM238 126V125H237ZM110 127V126H109ZM119 127H121L120 125H119ZM128 127H130V126H128ZM151 127H153V126H151ZM173 127V128H172ZM183 127V126H182ZM182 127H180L179 128V140L182 142L183 141V139L181 138V137H183L182 135H185V134H182V133H186V131H187V129H188V131H189V129L190 128H192L193 127V125H192V127L190 126L189 128H188V126L187 125H185V127H183V129H185L186 127V130L185 131H183V132H181L180 133V130L182 129ZM196 129H194V130H196V131H194V133L195 132H197V128H199V127H197L196 125L194 126ZM203 129H206V128H204L203 127V125L201 126ZM232 127V126H231ZM230 127V128H231ZM234 127V126H233ZM236 127V126H235ZM239 127V126H238ZM264 127V126H263ZM33 128V129H34ZM94 129V130H91V129ZM111 129H113V127H110ZM109 128V129H110ZM122 128V127H121ZM132 128H130V129H132ZM150 128V127H149ZM245 128V127H244ZM247 128V127H246ZM249 128H250V126H249ZM249 128H247V129H249ZM259 128V127H258ZM29 129V128H28ZM109 129H108V131H109ZM134 129H136L135 127H134ZM134 129H132V130H134ZM140 129V128H139ZM144 129V128H143ZM147 129V128H146ZM153 129V128H152ZM158 129V128H157ZM199 129H201V128H199ZM233 129V128H232ZM235 129H238V128H235ZM243 129V128H242ZM241 129V130H242ZM247 129H246V131L245 130H243V132H248L247 131ZM260 129H261V127H260ZM27 130V129H26ZM32 130V129H31ZM106 129H103V131H105ZM117 130V129H116ZM122 130V129H121ZM138 129H136L135 130V132H134V134L135 133H138V132H136ZM191 130V129H190ZM202 130V129H201ZM219 130V129H218ZM234 130V129H233ZM256 130V129H255ZM76 131H79L78 132V134H76L77 132ZM113 131V130H112ZM128 131V130H127ZM138 131H140V130H138ZM155 131V130H154ZM160 131V130H159ZM188 131H187V133H188ZM203 131V132H204ZM223 131V130H222ZM232 131V130H231ZM250 132H251V130H249ZM259 131V130H258ZM22 132V131H21ZM84 132V130L82 131V133ZM98 132V131H97ZM96 132V133H97ZM100 133L102 132V130L100 129V131H99ZM98 132V133H99ZM106 132H107V130H106ZM106 132H103V133H105V134H108L109 135V137L111 136V134L113 133V132H110L111 134H109L108 132L106 133ZM123 132V131H122ZM121 132V133H122ZM141 132V131H140ZM148 132V131H147ZM177 132V133H178ZM201 132V131H200ZM236 132V131H235ZM259 132H261V131H259ZM262 132H264L263 130H262ZM261 132V133H262ZM17 133V132H16ZM27 133V132H26ZM151 133H153V132H151ZM177 133H176V135H177ZM186 133V134H187ZM189 133H190V135H191V132L189 131ZM192 133H193V130H192ZM193 133V134H194ZM205 133V134H206ZM233 133H234V131H233ZM116 134H117V132H116ZM123 134L125 135V133L123 132ZM236 134H238V132H236ZM239 134H240V132H239ZM243 134V133H242ZM241 134V135H242ZM252 134V133H251ZM250 134V135H251ZM1 135V134H0ZM19 135V134H18ZM100 135V134H99ZM99 135L97 136V137H99ZM137 135V134H136ZM143 135V134H142ZM145 135V134H144ZM155 135V134H154ZM178 135H177V137H178ZM224 135V134H223ZM244 135V134H243ZM254 135V134H253ZM256 135V134H255ZM9 136H10V134H9ZM85 136V135H84ZM103 135H102V133H101V135H100V137H102ZM192 136V135H191ZM222 136V135H221ZM236 136V135H235ZM86 137V136H85ZM84 137V138H85ZM89 136H87L86 138L87 139H89L88 138ZM92 137H93V140L95 141V140H97V138H94V136L92 135ZM105 137H106V135H105ZM112 139L114 140V136H113V134H112ZM124 137V136H123ZM128 137V136H127ZM136 137V136H135ZM138 137V136H137ZM143 137H145V136H143ZM163 137V136H162ZM177 137H175V141H176V138ZM189 137V136H188ZM199 137V136H198ZM208 137V136H207ZM220 137V136H219ZM234 137V136H233ZM242 137V136H241ZM252 137V136H251ZM253 137H255V139H256V136H253ZM264 137V136H263ZM47 138V139H48ZM91 138V137H90ZM111 138V137H110ZM129 138V137H128ZM156 138V137H155ZM240 138V137H239ZM246 138V137H245ZM260 138V137H259ZM92 139V138H91ZM101 139H103L104 140V138H100V140ZM135 139V138H134ZM163 139V140H164ZM200 139V138H199ZM207 139V138H206ZM211 139V138H210ZM253 139V138H252ZM258 139V138H257ZM92 140V142L94 143V141ZM99 140V139H98ZM99 140V141H100ZM107 140V139H106ZM109 140V143H112V142H110L111 140L110 139H108ZM107 140V141H108ZM112 140V141H113ZM116 140H118L117 138H116ZM164 140V141H165ZM185 140H187V139H185V137H184V143H185ZM195 140V139H194ZM219 140H221V139H219ZM232 140V139H231ZM239 140V139H238ZM245 140V139H244ZM262 140V139H261ZM49 141V140H48ZM98 141V142H99ZM105 141V140H104ZM104 141H102L103 143H101V141H100V144H102L103 146H102V148H104V147H106V146H110V144H105L104 143ZM107 141H106V143H107ZM145 141V140H144ZM151 141V140H150ZM152 141H154V139H152ZM200 141V140H199ZM236 141V140H235ZM241 141V140H240ZM259 141V140H258ZM263 141V140H262ZM96 142V141H95ZM114 142V141H113ZM127 142V141H126ZM156 142V141H155ZM176 142H178V140L176 141ZM222 142V141H221ZM238 142V141H237ZM242 143H243V140L241 141ZM245 142V141H244ZM246 142L248 143V139L246 140ZM252 142V141H251ZM250 142V143H251ZM264 142V141H263ZM97 143V142H96ZM151 143H153V142H151ZM162 143V142H161ZM164 143V142H163ZM191 143V142H190ZM204 143V142H203ZM202 143V144H203ZM249 143V144H250ZM257 143V142H256ZM50 144V143H49ZM95 144V143H94ZM105 144V145H104ZM113 144V143H112ZM117 144H118V142H117ZM154 144V143H153ZM165 144V143H164ZM248 144V145H249ZM115 145V144H114ZM130 145V144H129ZM139 145V144H138ZM144 145V144H143ZM146 145V144H145ZM163 145V144H162ZM192 145V144H191ZM244 146H246L245 145V143L243 144ZM251 145V144H250ZM252 145H254V147L252 146ZM251 145V147H253V148H255V143L254 144H252ZM88 146V147H87ZM108 146V147H109ZM116 146V145H115ZM122 146H124V145H122ZM150 146H152V144L150 145ZM184 146V145H183ZM195 146V145H194ZM207 146V145H206ZM209 146H211V144L209 145L208 144V146L207 147H209ZM226 146H227V144H226ZM263 146H264V144H263ZM90 147V148H89ZM111 147H114V146H111ZM129 147V146H128ZM157 147H159V146H157ZM87 148H89V149H87ZM107 148V147H106ZM118 148V147H117ZM139 148V147H138ZM143 148V147H142ZM238 148V147H237ZM244 148V147H243ZM248 148H249V146H248ZM114 150H115V148H113ZM120 149V148H119ZM131 149V148H130ZM145 148H143V150H144ZM150 149V148H149ZM191 149V148H190ZM195 149V148H194ZM205 149V148H204ZM210 149H212V148H210ZM220 149V148H219ZM226 149V148H225ZM240 149V148H239ZM250 149V148H249ZM252 149V148H251ZM247 150L246 149V147H245V149L244 150H240V151H235V155H236V157H239V159H238V161L237 162H240V167L242 168V170H244L243 171V174H244V172L245 173H247L246 175L244 174L243 176L245 177H247V175H248V181H247V183H246V185H249L248 184V182H251L250 181V179H251V177H253L254 175L257 177V178H259V177H261L262 179L264 178V177H262L263 175L262 174H264V153H260V152H258L257 151V149H256V151H252V150ZM259 149V148H258ZM97 150H95L94 152H95V154H96V151ZM106 150V149H105ZM105 150H104V154L105 153H109L111 150H109V148H108V150H109V152H105ZM113 150V151H114ZM122 150V149H121ZM128 150V149H127ZM156 150H157V148H156ZM164 150V149H163ZM187 150H188V148H187ZM192 150V149H191ZM200 150V149H199ZM207 150V149H206ZM49 151H51V150H49ZM107 151V150H106ZM117 151V150H116ZM116 151H114L115 153H116ZM147 151H148V149H147ZM155 151V150H154ZM185 151V150H184ZM202 151V150H201ZM211 151V150H210ZM112 152V151H111ZM110 152V153H111ZM114 152H112V153H114ZM119 152H120V150H119ZM125 152V151H124ZM152 152V151H151ZM165 152V151H164ZM178 152H180V153H178ZM187 152V151H186ZM190 152V151H189ZM198 153H199V151H197ZM197 152H194L193 154H195L196 153V155H197ZM208 152V151H207ZM238 152H240V154H238ZM261 152H262V150H261ZM264 152V151H263ZM51 153V152H50ZM111 153V154H112ZM114 153V154H115ZM121 153V152H120ZM123 153V152H122ZM134 153H135V151H134ZM155 153V152H154ZM177 153H178V155H177ZM113 154V155H114ZM126 154V153H125ZM138 154H139V152H138ZM149 154V153H148ZM184 154H186V153H183L182 152V155H184ZM106 155V154H105ZM112 155V156H113ZM118 155V154H117ZM122 155V154H121ZM120 155V156H121ZM144 155V154H143ZM146 155V154H145ZM212 155V156H213ZM239 155V156H238ZM108 156H111V155H106V157H108ZM123 156V155H122ZM121 156V157H122ZM128 156H129V154H128ZM148 156V155H147ZM146 156V157H147ZM151 156V155H150ZM185 156V155H184ZM190 157H192L193 159L191 160L189 157V160H191V162L194 160V162H192V164H195V163H198V161H197V159H196V161H195V159H194V155L192 156V154H190L189 155ZM198 156H200V155H198ZM231 156V155H230ZM233 156H234V154H233ZM233 156H231V158L233 157ZM92 157V158H93ZM114 157H117V156H114ZM125 157V156H124ZM132 157V156H131ZM179 157V158H178ZM187 157V156H186ZM236 157H234V158H236ZM105 157H103V159H104ZM128 158V157H127ZM126 158V159H127ZM150 158V157H149ZM183 158V157H182ZM182 158H181V162H182ZM195 158H198V157H195ZM200 158H202V157H199L198 159H200ZM206 158H207V156H206ZM205 158V159H206ZM233 158V159H234ZM65 159V160H64ZM94 159V158H93ZM107 159H112V157H109V158H107ZM138 159V158H137ZM156 159V158H155ZM158 159V158H157ZM163 159V158H162ZM185 158H183V162H182V164H184L185 165V160H184ZM214 159V158H213ZM232 159V160H233ZM67 160V161H66ZM108 160V161H109ZM115 160V159H114ZM216 160V161H217ZM235 160V159H234ZM118 161V160H117ZM116 161V162H117ZM121 161V160H120ZM139 161V160H138ZM141 161V160H140ZM143 161H145V160H143ZM151 161V160H150ZM208 161V160H207ZM214 161V160H213ZM101 162H103V161H101ZM101 162H99V164L101 163ZM107 161L105 160V164H109V162L108 163H106ZM111 162V161H110ZM155 162H157V160L155 161ZM217 162V163H218ZM235 162V161H234ZM237 162H235V163H237ZM104 163V162H103ZM144 163V162H143ZM154 163V162H153ZM218 163V164H219ZM98 165V162L97 163H95L94 165ZM113 164V163H112ZM115 164V163H114ZM122 164V163H121ZM181 164V165H182ZM222 164H225L224 165V167H223V165ZM111 165V164H110ZM141 165H143V164H141ZM140 165V166H141ZM145 165V164H144ZM153 165V164H152ZM157 165V164H156ZM180 165V164H179ZM181 165L179 166V168L181 167ZM198 165H200V164H198ZM204 165H205V163H204ZM234 165V164H233ZM237 165H239V163H237ZM236 165V166H237ZM9 167V170L10 171H7L4 167ZM154 166V165H153ZM195 168H197L198 166H196V164L195 165H193ZM206 166V165H205ZM50 167H55V168H57L58 170H59V175L58 176H56L54 173L55 172H53V171H51L50 170ZM94 167H96V170H95V168ZM112 167V166H111ZM119 167H122V166H119ZM147 167H148V165H147ZM174 167L175 166H173V170H175L174 169ZM178 167V166H177ZM177 167H175V168H177ZM183 168H184V170H185V173H186V169H185V167L184 166H182ZM182 167H181V169H182ZM188 167V166H187ZM209 167V166H208ZM218 167V166H217ZM94 168V169H93ZM104 168V169H103ZM113 168H115L114 167V165H113V167L112 168H110L109 169V171L108 172H112L110 175H112L114 172H115V170L113 169ZM139 168V167H138ZM143 168V167H142ZM146 168V167H145ZM155 168V167H154ZM190 168V167H189ZM200 168V170H201V166L200 167H198V169ZM210 168V167H209ZM219 168V167H218ZM219 168V169H220ZM237 168H239V167H237ZM93 169V170H92ZM114 170V172L113 171H111V170ZM122 169V168H121ZM130 169V168H129ZM147 169V168H146ZM172 169H169L170 171H172ZM180 169V170H181ZM198 169H196V171L198 170ZM207 169V168H206ZM71 170H73V172L71 171ZM126 170V169H125ZM141 170V169H140ZM149 170H151L150 168H149ZM148 170V171H149ZM154 170V169H153ZM177 170V169H176ZM199 170V172H201V175L203 174L202 173V170L200 171ZM217 171H218V169H216ZM223 170L221 171V172H223ZM155 171V170H154ZM159 171V170H158ZM163 171V170H162ZM169 171V172H170ZM190 171V170H189ZM194 171V170H193ZM192 171V172H193ZM205 171V170H204ZM207 171V170H206ZM6 174H5V173ZM17 172V173H18ZM71 172H72V174H71ZM118 172V171H117ZM139 172V171H138ZM151 172V171H150ZM178 170H177V172L176 171H174V172H171V174L173 175V174H178ZM182 172V173H181ZM181 172L179 173V174H183L184 172L181 170ZM188 172V171H187ZM198 172V171H197ZM220 172V171H219ZM218 172V173H219ZM13 174L14 173H16V172H12ZM11 173V174H12ZM86 173V174H85ZM96 173H98V172H96ZM107 173V172H106ZM121 173H122V170H121ZM144 173V172H143ZM159 173V172H158ZM162 173V172H161ZM194 173V172H193ZM209 173H211V172H209ZM5 174V176H3ZM95 174V173H94ZM137 174H139V173H137ZM176 174L175 175H173V176H176ZM178 174V175H179ZM188 174H190V173H188ZM205 174H206V172H205ZM205 174H204V176H205ZM215 174V173H214ZM217 174V173H216ZM222 174V173H221ZM230 174V173H229ZM254 174V175H253ZM20 175V174H19ZM66 177L65 178V180H63L64 179V176ZM91 175H93V174H91ZM98 175V174H97ZM108 175V174H107ZM124 175H126L125 173H124ZM159 175V174H158ZM162 175V174H161ZM9 176V175H8ZM14 176V175H13ZM12 176V177H13ZM96 176V175H95ZM129 176V175H128ZM132 176H133V174H132ZM139 176V175H138ZM146 176V175H145ZM165 176V175H164ZM185 176V175H184ZM189 176V175H188ZM192 176V175H191ZM215 176V175H214ZM77 177V176H76ZM92 177V176H91ZM99 177V176H98ZM105 177V176H104ZM110 177V176H109ZM116 177V176H115ZM120 177V176H119ZM118 177V178H119ZM134 177V176H133ZM161 177V176H160ZM208 177V176H207ZM210 177V176H209ZM213 177V176H212ZM211 177V178H212ZM218 177V176H217ZM243 177V179L244 180H247L246 178H244ZM9 178H10V176H9ZM14 178V177H13ZM20 178H22L21 176L19 177V179ZM28 178V177H27ZM152 178V177H151ZM165 178V177H164ZM172 178V177H171ZM177 179V181L180 183V181L179 180H181V179H179V177L177 176L176 177ZM184 178V177H183ZM219 178V177H218ZM229 178V177H228ZM235 178V177H234ZM11 179V178H10ZM26 179V178H25ZM110 179V178H109ZM117 179V178H116ZM127 179V178H126ZM141 179V178H140ZM159 179V178H158ZM175 179V178H174ZM186 179H187V177H186ZM220 179V178H219ZM260 179V178H259ZM22 180V179H21ZM130 180V179H129ZM132 180V179H131ZM138 180V179H137ZM147 180H149V178L147 179ZM194 180V179H193ZM207 180V179H206ZM209 180H211L210 178H209ZM216 180V179H215ZM10 181V180H9ZM145 181V180H144ZM200 181H202V180H200ZM219 181V180H218ZM241 181V180H240ZM35 182V181H34ZM92 182V181H91ZM122 182V181H121ZM148 182V181H147ZM156 182V181H155ZM165 182V181H164ZM170 182V181H169ZM193 182V181H192ZM196 182V181H195ZM227 182V181H226ZM225 182V183H226ZM243 182V181H242ZM1 183V182H0ZM10 183V182H9ZM125 183H126V181H125ZM129 183V182H128ZM127 183V184H128ZM153 183V182H152ZM176 183V182H175ZM194 183V182H193ZM211 183H212V181H211ZM220 183V182H219ZM29 184V183H28ZM142 184V183H141ZM158 184V183H157ZM171 184V183H170ZM188 184V183H187ZM186 183H185V185H187ZM199 184V183H198ZM236 184V183H235ZM133 185V184H132ZM191 185V184H190ZM223 185L224 184H222V187H223ZM226 185H228V184H225V186ZM231 185V184H230ZM243 185V184H242ZM254 185H256V184H254ZM119 186V185H118ZM134 186V185H133ZM138 186H139V183H138ZM156 186V185H155ZM159 186V185H158ZM157 186V187H158ZM172 186V185H171ZM188 186V185H187ZM216 186V185H215ZM8 187V186H7ZM16 187V184L14 185V188ZM18 187V186H17ZM125 187H127V186H125ZM150 187V186H149ZM152 187V186H151ZM156 187V188H157ZM185 187V186H184ZM221 187V188H222ZM25 188V187H24ZM99 188H101V187H99ZM144 188V187H143ZM155 188V187H154ZM164 188H166V187H164ZM194 188V187H193ZM250 188V187H249ZM29 189V188H28ZM114 189H116V188H114ZM149 189V188H148ZM255 190H256V188H254ZM10 190V189H9ZM135 190H136V188H135ZM138 190V189H137ZM156 190V189H155ZM171 190V189H170ZM178 190V189H177ZM181 190V189H180ZM192 190V189H191ZM197 190V189H196ZM212 190H214V189H212ZM216 190V189H215ZM219 190V189H218ZM112 191V190H111ZM146 191H148L147 189H146ZM161 191V190H160ZM220 191V190H219ZM225 191V190H224ZM130 192V191H129ZM134 192V191H133ZM132 192V193H133ZM137 192V191H136ZM150 192H151V190H150ZM149 192V193H150ZM158 192H159V190H158ZM182 192V191H181ZM184 192V191H183ZM185 192H186V190H185ZM184 192V193H185ZM191 192V191H190ZM201 192V191H200ZM204 191H202V193H203ZM207 192H209V191H207ZM250 192V191H249ZM46 193H48V191L46 192ZM139 193V192H138ZM140 193H141V191H140ZM172 193H173V191H172ZM195 193V192H194ZM201 193V194H202ZM219 193V192H218ZM222 193H224V192H222ZM256 194H257V192H255ZM136 194V193H135ZM150 194H152V193H150ZM155 194H157L156 192H155ZM165 194V193H164ZM182 194V193H181ZM197 194V193H196ZM145 195V194H144ZM149 195V194H148ZM180 195V194H179ZM188 195V194H187ZM190 195V194H189ZM209 195V194H208ZM211 195V194H210ZM260 195V194H259ZM48 196V195H47ZM135 196V195H134ZM138 196V195H137ZM151 196V195H150ZM153 196V195H152ZM158 196H159V194H158ZM161 196V195H160ZM196 196V195H195ZM212 196V195H211ZM132 197V196H131ZM171 197V196H170ZM182 197V196H181ZM181 197H179V198H181ZM216 197V196H215ZM254 197V196H253ZM253 197L252 198H250V199H253ZM145 198V197H144ZM160 198V197H159ZM164 198V197H163ZM199 198H203V197H199ZM206 198H207V196H206ZM212 198V197H211ZM220 198V197H219ZM223 198V197H222ZM51 199V198H50ZM173 199V198H172ZM181 199H183V198H181ZM193 199H194V197H193ZM196 199V198H195ZM194 199V200H195ZM214 199V198H213ZM224 199V198H223ZM226 199H229V198H226ZM48 200H49V198H48ZM90 200V201H89ZM164 200V199H163ZM184 200V199H183ZM192 200V197H191V199H190V201ZM205 200H207V199H205ZM209 200H211V199H209ZM231 200V199H230ZM261 200V199H260ZM264 200V199H263ZM148 201V200H147ZM150 201V200H149ZM153 201V200H152ZM157 201H159V200H157ZM169 201V200H168ZM211 201H213V200H211ZM251 201V200H250ZM255 201H257V200H255ZM203 202V201H202ZM227 202V201H226ZM48 203V204H49ZM59 203V202H58ZM75 203V202H74ZM166 203V202H165ZM176 203V202H175ZM179 203V202H178ZM188 203V202H187ZM198 203V202H197ZM204 203V202H203ZM212 203V202H211ZM258 203V202H257ZM73 204V203H72ZM183 204V203H182ZM185 204V203H184ZM223 204H224V202H223ZM40 205V204H39ZM50 205V204H49ZM54 205H56V204H54ZM54 205H53V207H54ZM59 205V204H58ZM74 205V204H73ZM204 205V204H203ZM235 205V204H234ZM71 206V205H70ZM69 206V207H70ZM201 206V205H200ZM210 206H212V205H210ZM225 206V205H224ZM227 206V205H226ZM237 206V205H236ZM256 206V205H255ZM49 207H51V206H49ZM53 207L50 209V210H52L53 209ZM65 207V208H66ZM72 207V206H71ZM74 207V206H73ZM182 207V206H181ZM264 207V206H263ZM59 208H56V209H59ZM185 208V207H184ZM203 208V207H202ZM224 208V207H223ZM226 208V207H225ZM54 209H55V207H54ZM95 209V210H96ZM182 209V208H181ZM197 209V208H196ZM204 209V208H203ZM183 210V209H182ZM185 210V209H184ZM187 210V209H186ZM205 210H207L208 211V209H205ZM210 210V209H209ZM44 211V210H43ZM37 212V211H36ZM90 212V211H89ZM98 212V211H97ZM189 212H190V210H189ZM213 212V211H212ZM50 213H52V212H50ZM55 213H56V211H55ZM87 213V212H86ZM86 213H84V214H86ZM211 213V212H210ZM209 213V214H210ZM229 213V212H228ZM227 213V214H228ZM83 214V213H82ZM195 214V213H194ZM213 214V213H212ZM45 215V214H44ZM89 215V214H88ZM87 215V216H88ZM148 215V214H147ZM55 216V215H54ZM61 216V215H60ZM59 216V217H60ZM85 216V215H84ZM215 216V215H214ZM48 217V216H47ZM57 217H58V215H57ZM63 217V216H62ZM41 218V217H40ZM87 218V217H86ZM85 218V219H86ZM89 218V217H88ZM62 218H58L57 220L60 222V220H61ZM185 219V218H184ZM264 219V218H263ZM263 219H262V221H263ZM35 220H36V222H35ZM87 220V219H86ZM49 221V220H48ZM47 221V222H48ZM53 221V220H52ZM55 221V220H54ZM89 221H90V219H89ZM88 221V222H89ZM97 221H98V219H97ZM107 221V222H108ZM39 222H40V220H39ZM42 222V221H41ZM41 222H40V226H41ZM45 222V221H44ZM47 222H45V223H47ZM51 222V221H50ZM85 222V221H84ZM87 222V221H86ZM100 222V223H101ZM127 222H125L126 224H127ZM234 222V221H233ZM43 223V222H42ZM56 223V222H55ZM58 223V222H57ZM62 223H65V222H63L62 221ZM129 223V225L131 224L130 222H128ZM228 223V222H227ZM85 224V223H84ZM135 225H136V223H134ZM133 224V225H134ZM137 224V225H138ZM45 225H47V224H45ZM48 225H49V223H48ZM51 225V224H50ZM104 225V224H103ZM136 225V226H137ZM157 225V224H156ZM85 226V225H84ZM213 226V225H212ZM42 227H43V225H42ZM41 227V228H42ZM47 227V226H46ZM54 227H55V224H54ZM140 227L138 228V229H140ZM157 227V226H156ZM161 227V226H160ZM214 227H216V226H214ZM44 228H45V226H44ZM79 228V227H78ZM126 229H127V227H125ZM132 228V227H131ZM212 228V227H211ZM77 229V228H76ZM134 229V228H133ZM142 229V228H141ZM140 229V230H141ZM219 229H221V228H219ZM224 229V228H223ZM87 230V229H86ZM116 230H117V228H116ZM125 230V229H124ZM128 230V229H127ZM135 230L137 231V229L135 228ZM139 230V231H140ZM209 230V229H208ZM213 230V229H212ZM111 231V230H110ZM113 231V230H112ZM143 231H146V230H143L142 229V233L144 234L145 232H143ZM216 231H218V230H216ZM117 232H119V231H117ZM115 230L112 232L113 234H112V236L113 237H115L117 240L120 238V235H119V237H118V235L116 234L117 233ZM85 233V232H84ZM121 233V232H120ZM142 233H141V235H142ZM207 233V232H206ZM240 233V232H239ZM126 234V233H125ZM130 234V233H129ZM137 234H139V233H137ZM146 234V233H145ZM153 234V233H152ZM81 235H83V234H81ZM123 235V234H122ZM122 235H121V237H122ZM132 235H133V233H132ZM140 235V236H141ZM148 235V234H147ZM150 235V234H149ZM209 235V234H208ZM218 235V234H217ZM2 236V235H1ZM0 236V237H1ZM135 236V235H134ZM138 236V235H137ZM155 237V238H152V239H156V236L155 235H151L150 237ZM167 236V235H166ZM216 236V235H215ZM225 236V235H224ZM8 237V238H9ZM26 237V238H27ZM93 237V236H92ZM143 237V236H142ZM141 237V238H142ZM88 238H91L90 237V235H89V237ZM114 238V241L113 242H115V241H117L116 239ZM162 238H164L165 239V237H162ZM170 237H168V239H169ZM226 238V237H225ZM231 238V237H230ZM246 238V237H245ZM87 239V238H86ZM120 239H123V238H120ZM119 239V240H120ZM145 239H146V237H145ZM148 239V238H147ZM148 240V242L147 241H145V244H144V246L145 245H147V247L149 246L150 247V249H152L153 250V248L154 249H159L158 248V246H159V244H163L164 246H165V244H167V243H160V242H157V240H156V242L155 241H153V240ZM160 239V240H159ZM168 239H167V237H166V239L165 240H167V242H168ZM248 239V238H247ZM19 240V239H18ZM33 240V239H32ZM134 240V239H133ZM164 240V241H165ZM170 240H172V239H170ZM170 240H169V242H170ZM174 240V239H173ZM14 241V240H13ZM35 241V240H34ZM144 241V240H143ZM182 242H184L185 243V241H183V240H181ZM179 242V243H182V242ZM238 241V240H237ZM247 241H249V240H247ZM22 242V243H23ZM35 242H37V241H35ZM168 242V243H169ZM174 242V241H173ZM189 242V241H188ZM233 242V241H232ZM235 242V241H234ZM20 243V242H19ZM116 243V242H115ZM122 243V242H121ZM142 243H144V242H142ZM159 243V244H158ZM237 243H239V242H237ZM248 243V242H247ZM250 243V242H249ZM117 244H119V243H117ZM141 244V243H140ZM171 244V243H170ZM169 244V245H170ZM173 245H174V243H172ZM176 245L178 244V243H175ZM189 243H187V244H184V246L185 245H188ZM192 244H194V243H192ZM234 244V243H233ZM241 244V243H240ZM243 244V243H242ZM169 245H167L166 247H168ZM173 245H170V246H173ZM190 245V244H189ZM195 245H197V244H195ZM195 245H190V246H186V249H188L189 251H191V252H189V253H195L196 255H197V253H199V255H197V256H201L200 254H204L205 253V255L206 256H208V257H210L211 259H214L215 260V256H213L212 254H209V253H211V252H209L206 248H204V249H206L207 251L205 252L201 247H199V245H197V246H195ZM248 245V244H247ZM12 246V245H11ZM143 246V247H144ZM179 246H181V244L179 245ZM178 246V247H179ZM238 246V245H237ZM4 247V246H3ZM83 247V248H84ZM149 247H148V249H149ZM161 247H163V246H161ZM173 247H175L176 248V246L174 245ZM177 247V248H178ZM182 247H183V243H182ZM234 247V246H233ZM236 247V246H235ZM250 247V246H249ZM5 248V247H4ZM144 248H146V247H144ZM172 248V247H171ZM170 248V249H171ZM239 248H240V245H239ZM247 248V247H246ZM77 249H81L80 251V253L78 252V250ZM147 249V250H148ZM150 249H149V251H150ZM162 249V248H161ZM160 249V250H161ZM174 249V248H173ZM172 249V251H174V252H176V250H177V252H179V250L178 249H175V250H173ZM180 249H181V247H180ZM236 249V248H235ZM166 250V249H165ZM188 250H186V251H184V252H187ZM242 250V249H241ZM246 250V249H245ZM244 250V251H245ZM3 251V250H2ZM7 251V250H6ZM51 251V250H50ZM49 251V252H50ZM148 251V252H149ZM155 251V250H154ZM170 251V250H169ZM214 251V250H213ZM243 251V250H242ZM45 252H47V251H45ZM54 252V253H55ZM156 252V251H155ZM162 252H163V250H162ZM173 252V253H174ZM181 252V251H180ZM184 252H182V253H180V254H182V255H185V254H187V253H185L184 254ZM0 253H1V249H0ZM44 253V252H43ZM53 253V254H54ZM82 253V254H81ZM157 253V252H156ZM188 253V254H189ZM47 254V253H46ZM51 254H52V252H51ZM161 254H163V253H161ZM169 254V253H168ZM177 254V253H176ZM214 254V253H213ZM48 255V254H47ZM46 255V256H47ZM156 255V254H155ZM191 255H193V254H191ZM195 255V256H196ZM215 255V254H214ZM160 256V255H159ZM219 256V255H218ZM20 257V256H19ZM49 257V256H48ZM47 257V258H48ZM54 257H55V254H54ZM208 257H206V258H208ZM217 257V256H216ZM46 257H44V259H45ZM51 258V257H50ZM50 258H49V260H50ZM209 258V259H210ZM218 258H220V257H218ZM23 259V258H22ZM52 259H53V257H52ZM51 259V260H52ZM220 259H223V258H220ZM48 260V261H49ZM217 260V259H216ZM215 260V261H216ZM31 261V262H32ZM53 261H54V259H53ZM218 261V260H217ZM55 262V261H54ZM54 262H52V264L54 263ZM144 262H146V261H144ZM223 262V261H222ZM257 262V261H256ZM37 263V262H36ZM56 263V264H57ZM147 263V262H146ZM226 263V262H225Z\"/></svg>","mask_w":264,"mask_h":264}]
</instances>
